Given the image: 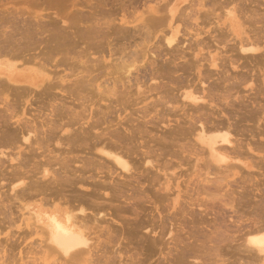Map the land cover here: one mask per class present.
Here are the masks:
<instances>
[{"label": "bare ground", "instance_id": "6f19581e", "mask_svg": "<svg viewBox=\"0 0 264 264\" xmlns=\"http://www.w3.org/2000/svg\"><path fill=\"white\" fill-rule=\"evenodd\" d=\"M25 1H27V0H25ZM30 1V0H29ZM35 1V0H34ZM50 1L52 2V0H48V2L50 3ZM65 2H66V0H64ZM63 0H61V3H63L64 2ZM73 1V0H72ZM76 2L75 3H77L78 5L80 4H82V2H84V3H86V0L84 1V0H80L81 1V3L79 2V0H75ZM79 3H78V2ZM88 1V0H87ZM97 1H99V0H97ZM102 1V0H101ZM106 1V0H105ZM108 1V0H107ZM106 1V2H107ZM120 2L122 1V0H119ZM129 1V0H128ZM135 1H137V0H131L130 2H126V0H125V2L124 3H121V4H123V6H125V8L126 7H128L127 6V3H132V4H134V2ZM138 1H140L141 2V0H138ZM137 1V2H138ZM143 1H145L146 2V0H143ZM164 1V0H163ZM198 1V3L196 2V0L195 1H192V2H194V4L192 3V5H191V2H190V8H191V11L188 13V15H187V13L186 12H184V14L186 13V17H192L193 15H197L196 17L197 18H195L196 20L198 19V18H201L202 16H203V18L201 19L202 21H200V22H203V24H209V25H212V24H215V26L213 27V29L210 31V28L209 29H206V25L204 26V27H202V25L200 26V27H202L201 28V31L202 32H204V36H207V35H209V37L211 36V38H213V42L214 43H216L217 44V46H218V48L217 49H214L216 52L215 53H213V50H210V45H209V42H205L204 40H205V38H203L202 37V39L201 40H197L196 42H198L197 43V45L193 48L192 46H194V45H192L193 43L194 44H196L195 42H191L190 44H188V46H189V48H191L192 50H193V56L194 57H198L199 55H202V52L205 50V49H207V54H208V56H206L207 54H205L204 53V55H202V56H204L203 57V61H205V63H207V67L203 70L202 68L205 66V63H203V64H197L196 65V68H197V73H198V77H199V81L201 82V84L203 85V88H202V90H199V89H197L196 88V90L198 91L197 93H195L196 91H195V89H194V91L193 90H189V91H186V92H183L182 93V96H183V98H185V99H187L188 101H189V104L191 105V110H192V113L191 114H188L187 112H186V110H189L188 108L190 107L189 106V104H187V105H185L184 104V106H182L181 105V108L183 107V112L181 111V113H182V115L184 114L185 115V118H184V120H185V122H183L182 123V125H181V122H182V115H181V120H180V118L178 119V118H175V120H174V122L176 121L178 124V128L175 130L174 128V125L171 123V121H173L172 119H169V114L171 113V114H175L174 115V117L176 116V113L178 114V112H179V110H180V107L179 108H177V107H175V106H172L171 108L170 107H165V105H164V107L162 106L163 105V103H162V105H159V101L161 100V98H155V100H153L152 102H154V104H155V106H156V104L157 105H159V106H161V107H163V110L166 108L167 110H168V113H166V114H168V115H165V113H164V115H162V110H161V117H159V116H157V114L158 113H160V110L158 111V113H156V115H155V117L157 118L156 120H158L157 122H154V123H163L164 125H166V126H168V129H171V131L173 130V131H177V132H179V136H181L180 137V139L182 138V139H184L183 141H181L180 139H179V137H178V140L179 141H181V145H182V147H183V145H184V147H185V144L186 143H188L189 145H191V147L189 148V146H188V144H187V147H185L184 149H186V148H189V149H187V151L188 150H190L191 148H194L195 150L193 151H188V153L189 152H194V153H192V155L194 154L195 155V160H196V162H199L200 160H202L203 159V155L205 154V152H208V156H206L207 158H208V161L207 162H211L212 164L214 163L215 165H216V167L217 168H220L219 170L217 169V168H215L216 170H218L219 171V173H217V175L219 174V176H220V173H221V177H222V173H223V171L225 170V174L223 173V181H224V179H225V181H226V177L225 176H228L229 174H227L228 172H231L232 171V169H229L228 167H230V168H232V167H236V166H238V168L240 167V165H238V163L236 164V165H234L233 163V165L232 164H230V160H236V161H239L240 163H242L243 165H245V167H251L250 165L251 164H249V163H246V162H241L238 158H237V156H240V154H242V152L245 154V152H247V149H246V151H245V149L243 148V139L241 138V140L240 139H238V138H235L234 137V134L235 133H237V131H240L239 129H238V126H240V124L238 125V122H240L241 121V117H243V116H239L238 115V118L240 119H237V120H239L238 122H237V120L233 123H229V121L231 122V120H230V118H228L227 117V114L231 111V110H233V109H231V110H229V112H226L227 110H226V108L228 107V106H231V103H232V107H234V106H236V104H238V105H240V106H244L245 108L246 107H248V106H250V109L249 110H252L253 108H251V105H253L254 107L256 106L257 108H255V109H253L252 111H248V109H246L247 111V113L248 112H250L249 114L251 115V113H258L259 114V116H258V119L259 120H262V119H264V104L263 103H261L260 101H263L264 99L263 98H260L262 95H263V91H264V72L262 71V75H258V73L256 72V75L255 74H251V72H249V71H247V73L246 72H243V70L240 72V70H238V68H239V66L241 67V69H242V67L243 66H245V64L247 63H245L244 61L245 60H243V64H242V66L241 65H238L237 63L240 61V59L241 58H246V60L247 59H251V60H257V59H260V60H263V59H261L260 58V56L264 53V39H263V37L262 36H259V35H257L255 32H256V25H255V27L254 28H250V29H253V34H250V32H248L249 30H247L248 28L245 26L246 24V22L245 21H247V23L249 22V19L248 20H246V19H244V17L246 16V12L244 11L245 9H243V7L240 5V3H244L242 0H223V2H222V0H221V5H219V3H220V0H219V2H218V5H217V3H215L214 4V2L216 1H214V2H210L211 0H209V2H210V7L208 6L209 4H207L206 5V3L208 2V0L206 1V0H204V3H202V2H200L201 0H197ZM241 1V2H240ZM245 1H247V0H245ZM254 2L253 3H255L256 2V4L258 3L259 4V2L261 1L263 4H264V1H262V0H260L259 2H257V1H255V0H253ZM0 2H2V4L4 3V0L3 1H0ZM7 2V1H6ZM8 2H11V1H9L8 0ZM31 2V1H30ZM29 2V3H30ZM37 2V1H36ZM65 2H64V4H65ZM90 2V1H89ZM94 2V1H93ZM104 2V1H103ZM103 2H102V5H100V6H102V7H100L101 9L100 10H102L103 9V7H104V5L105 6H107V4L104 2V5H103ZM110 2V1H109ZM117 3H118V0L116 1ZM115 2V3H116ZM123 2V1H122ZM145 2H142V3H145ZM166 2H167V0H166ZM195 2L199 5L197 8H195L194 9V7H195ZM208 2V3H209ZM252 3V0L250 1L249 0V3ZM56 3V2H55ZM59 3H60V1H59ZM60 3V4H61ZM75 3H74V5H75ZM91 4H92V1L90 2ZM94 3H97V2H94ZM99 3H101L100 1H99ZM213 3V5H217L218 6V8H220V6H221V10L220 11H222L221 13H218V11L216 12L215 11V8L216 9H218L217 7H211V4ZM249 3H248V5H249ZM252 3V5L253 6H255L256 4H253ZM64 4H63V6H64ZM66 4H68V3H66ZM89 4V3H88ZM111 4H114L113 2L111 3ZM121 4H120V6L119 7H121ZM132 4H130L131 5V7H132ZM136 4V3H135ZM140 4V3H139ZM161 4V3H160ZM160 4H156V5H158V6H160ZM167 4V3H166ZM165 4V1H164V3L163 4H161V5H163V6H160V8L158 7V8H156V7H154L155 5H153V6H149V8H147V5H146V9H144L143 11L144 12H141V14H143V13H145V12H153V13H158V10H164V8L163 7H166V13H164L165 15L163 16V15H161L162 17H160V16H156L155 17V21L154 22H152V24H156V27L155 28H157L158 29V27L160 28V26H162V25H165L166 24V26L168 27V28H166V29H168V31H169V33H168V31H166V30H164L163 32L165 33V31L168 33V35H167V33H165L164 34V36L161 38V36L159 35V37L161 38V40H162V42H164V43H162L161 42V40H160V38H157V39H159V40H157L158 42H161L160 44H163V45H161V48H163L164 47V50L165 51H167L166 49L168 48V52H171L170 54L172 55V56H169V58H172L173 57V59H169V60H171V61H176L177 60V57H178V59H179V57L181 56H179V53H181V51L182 50H180L179 51V48H181V47H179V46H177L178 45V43H176L175 44V42H177L178 40V34L180 33V31H183L184 30V32H186V30H185V28L183 29V30H180V29H182V27H184V26H182L181 28H180V25H179V23L176 25V26H174V23H175V17L177 18V16L178 15H176V13H177V11H178V6L177 5H174V1H172V0H170L169 2H168V5L167 6H164V5H166ZM176 4V3H175ZM196 4V5H197ZM261 4V3H260ZM50 5V4H49ZM79 5V6H80ZM85 4H82L81 6H83V7H85L84 6ZM97 5V4H96ZM185 5V4H184ZM186 5H189V4H186ZM212 5V6H213ZM247 4L245 3V7H247L246 8V10H253L254 8L256 9V7H258L259 5H257V6H255L254 8H253V6H250V7H252V8H250L248 5L246 6ZM251 5V4H250ZM15 6V5H14ZM60 6V5H59ZM63 6H61L62 8H63ZM76 6V5H75ZM88 6V5H87ZM91 6V5H90ZM115 6H116V4H115ZM114 6V8L115 9H111V10H115V11H117V9L119 8L118 6V8H116ZM138 6V5H137ZM192 6H193V8H192ZM0 7H1V3H0ZM12 7V6H11ZM50 7H54V5H52V6H50ZM57 7V5L55 6V8ZM61 7L59 8L58 7V10L59 9H61ZM65 7V6H64ZM66 7L68 8L69 7V4L68 5H66ZM95 7V6H94ZM93 7V8H94ZM97 7H99V6H96L95 8H97ZM109 7H110V5H109ZM108 7V8H109ZM209 7V8H211V9H207V8ZM244 7V8H245ZM8 8H10V7H8ZM21 8V7H20ZM20 8H18V10L20 9ZM74 8V7H73ZM73 8H72V10H73ZM80 8V7H79ZM87 8H89V7H87ZM86 7H85V9H87ZM93 8H91L92 10H90L89 11V14H87V15H79L78 17H76L77 18V23H75L76 21H75V19L74 18H72L73 16H72V10L69 12L70 14H69V16L71 15V18L69 17H67V15H66V17L63 15V9H61L62 11H61V13L59 14V15H62L63 16V18H68V20H69V22L68 23H70L69 25V27L68 26H64V30H65V28L66 27H68V29L70 28L71 29V27H75L77 24V30H75V28H74V30L75 31H70V30H68V34H67V32H65V31H63L62 30V28H60V30L58 31V26H61V24H59L58 23V26L57 27H51L50 25H52V24H50L49 22H48V20L49 21H52V22H54V21H56V15L54 16V17H52V14L54 13H51V15H49L50 17H52V18H54V19H51V18H49L48 20H47V18H46V20H47V22H45L44 23V25L47 23V25H48V23H49V26L48 27H46L47 28V31H48V29H50V28H53V30H56V34L55 35H51L52 33L50 32V33H48V34H50V36H52L51 37V41H50V43H48V45L50 44V46H49V51H48V56L46 57V51L47 50H45V48L44 49H41V50H43L42 52H43V54H45V55H43L42 54V52H41V50H40V55H41V57H39V56H36L37 54H32V53H34V52H29L30 50H31V47L33 46V45H31L32 43H31V41L33 40V38H34V36L35 35H37L38 36V34H37V32L38 33H40L39 35H40V37L43 35L41 32H39V30H41V29H43L42 28V26L40 27V29H39V27H38V24H41V19H43V16L42 15H40V14H33V13H31L32 15L30 16V18H32V19H29V17L27 18L25 15V13H28V12H26L25 11V9H24V13L22 12L23 11V9H20L21 10V12H20V10L19 11H15V8H14V10H11V12H10V14L12 15L11 16V20H9L10 21V23H11V25L9 24V22L8 23H6V25L8 26V24H9V26H8V28L10 27V28H12V30L10 31V29L6 32V28H3V26H6L5 25V22L4 23H1L3 26L2 27H0V28H2V29H0L1 31V33L3 34V36H4V38L3 39H0V130L2 131L1 133H0V146H5V145H7V144H9V143H11L12 144V142L14 141L15 142V140H19L21 137H22V139L24 140V142H26V143H28V145L27 146H25L24 148H26L27 149V147L28 146H30L31 148V150H32V152H34L35 153V151H33V150H35V148L33 149V142H35V143H37V145H38V147H40L41 148V145H42V148L44 147V144H45V142H44V139L45 140H47V142L49 141L48 139H52V138H54V137H56L57 136V139L56 140H58L57 141V144L61 147V149L63 150V149H65V148H63V146H67L68 148V152H69V154L71 153H73V152H75V154H76V152L78 151V150H82L83 149V151L86 149V150H88V152H87V154L86 155H83V156H80V153H79V151L77 152V153H79V156L78 155H75L74 156V154L72 155V157H70V156H63L64 154H63V152L64 153H66L67 152V150L65 149V151H62L61 149L57 152L56 151V149H59L58 147L55 149V152H57L56 153V155L60 152V153H62L61 155L60 154H58L57 155V157H55V160L54 161H52L53 160V157L54 156H52V154H51V152L54 150H52L51 151V149L49 150H47L48 151V153H49V151H50V154H51V156L50 155H48V153L46 152V154H45V156H50V157H47V159L46 160H48L47 161V163L45 162L46 160H44V162L41 160V159H39L40 161H42V163L43 164H40V163H38V162H40L39 160H37V156L38 155H35L36 156V160L37 161H35V162H37L38 164L36 165V163L35 162H33L34 161V159H35V156H34V153H32V152H26L24 149H23V152L25 153H32V155L34 156V159H33V157L32 156H30V155H27L26 153V155L29 157L30 156V158H28L26 155H24V153L23 152H21L20 150H16L15 152H13V150H12V153L14 154H6L5 153V151L2 149V150H0V155L1 156H6V157H8V158H6V159H8V161L11 163L10 165H9V162L7 161L6 163H8V165L11 167V173H9L8 172V167L7 168H5V166L3 165V163L5 162V161H2L1 160V158H0V163L2 164H0L1 166H0V168H1V170H2V168L4 167L5 169H6V172H8V174H12V176L10 177V176H6L7 174H3V170L1 171V174H0V178H1V180H4V179H9L10 178V184H8V182H6L8 185H11V187L8 189V190H6V191H11V196H12V201H11V203L12 202H14V201H19V203L18 204H20V206H22V208H24L25 210H27L28 211V216L26 217V218H20V224H17L16 225V220L19 218H17L16 219V216H13V207H15V205L16 204H14V206L11 208V205H7L8 207L10 206V209H12L11 211L12 212H9V211H7L6 209H5V207H3L2 205H0V206H2V207H0V227L2 226V229H4V227H6V228H8V227H13V226H16L17 227V229H18V231H19V233H18V236L17 237H15V239H14V241H13V243H11L10 245L11 246H16V245H21L22 243H26V245L25 246H28L29 244H31L32 246H33V244L34 243H36V241H35V239H34V241H31V243H29L28 242V239H30V237L32 236V235H36L37 237H38V239H37V241L39 242L38 244H39V246L41 247V248H44L45 250H49V251H52V252H54L55 254H57V255H59V256H61L62 257V259L63 260H65V261H69V260H80V261H82L84 264H99V263H102V262H104V260H107V261H105L104 262V264L106 263V264H113V262L115 261L114 259L116 258V254L118 255V254H121V252L118 250L119 248H121V246H119V245H122L123 244V242H122V244H119L118 246H119V248L117 249V248H115V251H116V254L114 255V252H113V255L115 256H113L112 258H111V256L109 255H106L107 253L108 254H112V252L110 251V249L112 248H114L115 247V242H117L116 241V237H119V233H116L115 232V229H114V231L112 230V232H114L117 236H115V235H113V236H115V238L111 235V233H110V236H112V238H114V239H112L110 236H109V230L111 231V229H112V225H111V223H109L110 225H107L108 224V218L107 219H105V214L107 213V211L106 210H108L107 209V207L110 209V206H112V204L114 203V201L116 200L115 198H117V200H119L120 198H122V197H124L127 201H131L132 199L134 200L135 198H136V200L137 199H139L138 198V196L137 197H135L136 195H134L133 194V190L134 189H132V194L130 193L128 196H127V194H128V192H127V190L130 188L131 189V182H130V184L129 183H127L128 182V180L130 179L131 181H132V179H134L133 177H134V172H135V170L141 165V163L140 162H138V159L136 158L135 159V161L137 160V162H136V164H134L133 163V165L131 164V160L132 159H130V154H131V156L133 155V153L135 152V150L137 151L136 153H137V155H139L138 154V150L137 149H139V148H137V149H134V147H139L140 145H137L136 143L134 144V146H133V144L131 143V141L133 142V140L135 139L134 137H137L135 134H133L134 133V130H133V133H132V135H135L134 137H132V138H134L133 140L131 139V138H129L130 137V134H128L129 135V141L125 138L124 139V137H123V139L124 140H127L129 143H130V145H132L133 147V149L132 148H130V149H132L134 152L132 153V151L129 149L128 151H129V154L126 152L127 151V149H128V147H127V149H126V151L125 150H122V148H120V147H123V146H125L124 144L126 143L123 139H121L122 141H124V144H123V142H121V143H118V144H120V145H118V144H116L117 142H115L117 139L119 140L118 142H120V135H121V130H123V128L120 130V132H118V133H120V134H118V133H114L115 135H119V136H114L116 139H114L113 141H112V139L114 138L113 137V135L112 134H110V133H112V132H110L109 133V130H110V126H105L103 129H102V124H103V122H105L106 124H107V122L108 121H103V120H106V118H108V120H110L109 119V117H105L107 114H110V112H109V109H111L112 108V106H111V108H108L109 106H107L108 104L109 105H111L112 103H109L111 100H113L114 98H111L110 99V97H115V99L117 98V101H118V98L120 97H122L123 95H125V92L123 91V90H126V88H125V86H128L129 84H131L130 82H128L129 81V79L130 78H132L131 77V75H130V77H129V79L127 78L128 76H129V74L131 73V69L132 68H137V70H138V64L136 65V63L138 62L139 63V61H136V59L135 58H137V56H138V54H139V51L137 52L136 50H134V51H136L138 54H136V55H134L135 53H134V51H133V54L132 53H130V54H128L129 53V46H126V48H128V53H127V51H126V57H128L129 55H130V57H131V54L135 57H133L134 59H132V60H130L129 61V59H130V57L127 59L126 57L124 58V56H122L123 55V53H122V55L121 56H117V57H113V54H116V52L120 49V46L123 44L122 43V41L120 42V46H116V45H118L117 44V42H116V44H115V46L117 47V51L115 52V53H112L111 54V52H113V51H109V49H108V51L110 52L109 54L112 56V59H115V63H116V60L118 59V58H122L121 60H122V62H124V61H126V60H128L129 62L128 63H120V64H122L121 66H122V69H120V71H122L123 70V68L125 69V72H126V74H125V76L127 75V73H129L128 74V76L127 77H125L124 75L122 76V75H120L121 76V79L123 80V77H125L124 78V80L126 81L127 79H128V81H127V84L128 85H125L126 84V82L125 83H122L121 81L122 80H120V82L119 83H121L124 87V89L123 88H121L122 86L121 85H119V83H115L116 82V80L118 79H120V78H116V80H115V78H111L112 80L114 79V83L115 84H113L112 86H110V82H108V81H106V82H108V84L107 83H105L104 82V80H99V81H103V82H101L100 83V85H99V83H96V82H94V85L93 86H95L96 87V90L98 91V90H100V86L102 87V86H106V84L109 86V88H110V90H109V88H108V86H106V88H105V90H106V93H107V96H109V98L106 96V93H105V91H103L104 90V88L102 89L101 88V90H100V94L101 95H99V96H101L100 98H104V106H105V100H106V98H108V100H109V102H108V104L106 105L107 106V109H105V108H103V110L105 109L106 111H102V109H101V107L99 108V110L97 109V107H94L96 110H98L99 112V115H100V113H101V116H103L102 118H100V117H97L96 118V116H95V118H94V113H95V110H93V104L92 103H90L88 100H90L89 99V97H88V100H87V96L86 95H90L91 94V92L89 93V91L87 92L88 94H86V95H84L85 94V92H83V91H85L86 89H89V88H87V87H89V85H90V87L92 88V84H93V81H95L96 79L95 78H92V73L90 72V65H89V62L90 63H93L94 61L96 62L97 60H98V58L96 57L97 55H96V53H98V51L96 52V50H98V49H95V52L96 53H94V50H93V52H90V51H87V50H90V41L91 40H95L96 39V35L95 34H97L96 32H98V34H99V29L101 30V28H102V26H104V23H105V25L106 24H108V25H111V26H104V27H107L108 29L110 28H112V25H114L115 23H114V21H115V18H116V20H118V18H117V14L116 13H118V14H120L119 12H120V10L118 11V12H116L115 14H113V15H111L112 13H114L113 11H111L110 9H109V12L111 11V13H109V12H107L108 13V15H106V13L104 12V11H99L98 12V9H93ZM105 8V7H104ZM107 8V7H106ZM107 8V9H108ZM111 8V7H110ZM122 8V7H121ZM133 8H134V6H133ZM183 8H185L184 6H182V9H181V7H180V9L181 10H183L184 11V9ZM186 8H187V6H186ZM205 8L207 9V10H205ZM250 8V9H249ZM259 8V7H258ZM76 9H78V8H76ZM73 10V11H79V12H81L82 10H83V8H82V10L80 11V10ZM84 9V10H85ZM107 9H106V11H107ZM130 9V8H129ZM139 9V8H138ZM148 9V10H147ZM189 9V8H188ZM5 10V9H4ZM4 10H2L1 8H0V11H3L4 12ZM84 10H83V12H84ZM104 10V9H103ZM126 10H128V8L126 9ZM186 10V9H185ZM9 11V10H8ZM14 11V12H13ZM44 11V10H43ZM124 11V10H123ZM122 11V12H123ZM142 11V10H141ZM180 11V10H179ZM183 11L181 12H179L178 14L180 15H183V16H185L184 14H182L183 13ZM255 11V10H254ZM259 12L261 11V10H258ZM257 11V9H256V11H255V13L257 12L258 13V16H260L261 14V12L259 13ZM6 13H7V11H5ZM49 12V11H48ZM57 12V11H56ZM60 11H58L57 12V14L59 13ZM87 11H85V13H86ZM130 13V11H127V13ZM133 12H135V10L133 11V10H131V13L133 14ZM1 13V12H0ZM65 13V12H64ZM68 13V12H67ZM128 13V14H129ZM136 13V12H135ZM134 13V14H135ZM250 13H253V11H251V12H249V14ZM257 13H256V15H257ZM263 13V12H262ZM3 14H5V13H3ZM9 14V13H8ZM9 14V15H10ZM29 14V13H28ZM66 14V13H65ZM109 14L111 15V16H113V17H115V18H112V17H110L109 18V20H108V18H106V20L107 21H105L104 19H105V17H109ZM248 13H247V15H248V18H250L252 15H249ZM7 15V14H6ZM9 15H8V17H9ZM43 15H45V13L43 14ZM46 17H48V14L46 13ZM115 15V16H114ZM122 15V14H121ZM126 15V14H125ZM131 15V14H130ZM190 15V16H189ZM200 15H202L201 17H199ZM27 16H29V15H27ZM61 16V17H62ZM123 16H124V14H123ZM129 16V15H128ZM127 16V17H128ZM133 16V15H132ZM153 16H155V15H152V17ZM183 16H178V17H180V18H178L177 19V21H180L179 19H182L181 17H183ZM253 16H255V15H253ZM252 16V19L254 18ZM258 16L256 17V18H254V19H256L257 20V18H258ZM0 17H2V13H1V16ZM6 17V16H5ZM4 16H3V18H1L0 19V21L2 20V19H4L5 18ZM45 17V16H44ZM120 17V16H119ZM145 17H149V15H147V16H145ZM152 17L150 18V20L152 19ZM185 17V22H187L188 21V19ZM241 17H243V19L245 20V21H242V19H241ZM261 17V16H260ZM259 17V19H258V22H261L260 21V18ZM121 18V17H120ZM123 18V17H122ZM124 18H125V16H124ZM124 18L122 19L123 20V26L125 27L126 25L125 24H127V26H128V24H134V23H136V22H138L139 21V18H137V16L136 17H134L133 19H132V21H130V20H124ZM154 18V17H153ZM193 18V17H192ZM191 18V19H192ZM264 18V13L262 14V19ZM9 19H10V17H9ZM36 21V20H38V23L36 22H34L33 23V21L34 20ZM61 18H59V20H60ZM66 19H63L62 21L64 22V23H66L67 22V20ZM71 19V20H70ZM145 19V18H144ZM251 19V18H250ZM253 19V20H254ZM261 19V20H262ZM6 20H8V19H6ZM5 19H4V21H6ZM54 20V21H53ZM104 20V21H103ZM120 20V19H119ZM146 20H149V19H147L146 18ZM146 20H145V22H146ZM149 20V23H151V21ZM175 20V21H174ZM183 20V21H184ZM200 20V19H199ZM256 20H254L255 22H256ZM3 21V20H2ZM43 21V20H42ZM57 21H58V19H57ZM79 21V22H78ZM84 21H86L85 23H88V25H87V27H85V26H83V27H79L78 28V26L79 25H81ZM91 21V22H90ZM183 21H182V23H183ZM192 21V20H191ZM190 21V24L191 23H194L195 24V22L193 21V22H191ZM251 21V20H250ZM263 21V23H264V19L262 20ZM7 22V21H6ZM71 22H72V24H71ZM82 22V23H81ZM90 22V23H89ZM101 22H103L102 23V26H101ZM199 22V23H200ZM228 22V23H227ZM245 22V23H244ZM57 23V22H56ZM55 23V24H56ZM67 23V24H68ZM79 23H81V24H79ZM84 23V24H85ZM117 23H118V21H117ZM117 23H116V25H117ZM149 23H147L148 25H149ZM187 23H189V21L187 22ZM187 23H184V25H188ZM197 23V22H196ZM199 23H197V24H199ZM251 23H253V24H255L253 21H251ZM0 24V25H1ZM54 24V23H53ZM84 24H82V25H84ZM141 25H142V23H140ZM248 24H250V23H248ZM253 24H251L252 25V27L254 26ZM258 24V23H257ZM260 25H258V27L259 26H261V28H259V29H261V31H262V33H264V29L262 30V23H259ZM42 25H43V23H42ZM46 25V26H47ZM57 25V24H56ZM72 25V26H71ZM137 25H138V23H137ZM141 25H139L138 27H139V29H138V27H137V29L139 30V31H141ZM145 25V28H147L148 26H146V24H143V26ZM200 25V24H199ZM6 26V27H7ZM115 26V25H114ZM120 26V24H118L116 27H119ZM122 26V27H123ZM132 26H135V25H132ZM131 26V28H133L134 29V27H132ZM150 26V25H149ZM190 26H193V24H191V25H189V28H191ZM222 26H226V28H228V30H224V28L222 27ZM250 25H248V27H249ZM44 27V29H46L45 28V26H43ZM104 27H103V29H104ZM122 27H119V28H117V30L116 29H114V27H113V29L114 30H116V32L118 33L117 34V36L118 35H120V33H122L123 32V34L124 33H126V30H124V29H122ZM129 28H130V26H128ZM128 27H125V28H128ZM136 27H135V29H136ZM152 27H154V26H152ZM196 27V26H195ZM55 28H57V29H55ZM81 28H82V30L84 29V28H86V29H84L83 31L81 30ZM121 28V32H119L118 30ZM144 28V29H145ZM150 27H148V29H149ZM155 28H151L152 29V34H154L153 33V29H155ZM196 28H198V31L196 32V35L195 36H200L201 35V31H199L200 30V28H199V26H197ZM225 28V29H226ZM263 28H264V26H263ZM3 29H6L5 31L3 30ZM39 29V30H38ZM41 30V31H46V30ZM80 29V30H79ZM102 29V30H103ZM106 29V28H105ZM113 29H111V30H113ZM143 29V30H144ZM193 29H194V26H193ZM206 29V30H205ZM259 29H257V31H259V32H261ZM51 30V29H50ZM66 30V31H67ZM107 30V29H106ZM106 30H104L103 32H106V35L107 36H109V33H110V31L111 30H108V34H107V31ZM196 30V29H195ZM214 30V31H213ZM224 30V31H223ZM3 31V32H2ZM10 31V32H9ZM125 31V32H124ZM138 31V32H139ZM145 31H147V30H145ZM145 31H143V32H145ZM148 31H151L150 29L148 30ZM216 31H218V32H216ZM9 32V33H8ZM55 32V31H54ZM70 32L72 33V36H71V34H70ZM102 32V31H101ZM101 32H100V34L98 35L97 34V38H99L100 40L102 39V37H104L105 38V36H103L102 34H101ZM115 32V31H114ZM113 31H111V35L112 36H114V33ZM130 32V31H129ZM128 32V30H127V34L129 33ZM133 32V31H132ZM143 32H139L138 34H142ZM154 32H155V30H154ZM213 32H216L217 34H215V35H213L212 33ZM259 32H257L258 34H259ZM0 33V34H1ZM43 33H45V32H43ZM134 33V32H133ZM145 33H147V32H145ZM145 33H144V35H145ZM183 33V32H182ZM208 33V34H207ZM251 33H252V30H251ZM1 34V35H2ZM21 34V35H20ZM42 34V35H41ZM47 34V33H46ZM45 34V35H46ZM130 34V36H131V33H129ZM151 34V35H152ZM191 34H192V32H191ZM207 34V35H206ZM95 35V39L93 38H91V37H93ZM100 35H102L101 37H100ZM115 35H116V33H115ZM126 34H124V36H125ZM150 35V32L149 33H147L146 34V36H144V38H147L148 36ZM151 35L149 36V37H151ZM193 35V34H192ZM260 35H261V33H260ZM263 35V34H262ZM2 36V37H3ZM20 36V37H19ZM36 36V40L38 39V37ZM46 36H48L49 37V35H46ZM122 36V35H121ZM120 36V37H121ZM138 36V35H137ZM2 37H0V38H2ZM43 37V39H44V36H42ZM79 38L80 40H82L83 42H84V45H83V47L85 48V50H83L84 51V54H82L83 53V51H82V55L81 54H78V53H80L81 51V48H80V50H78V48L79 47H82V46H77V43H78V41L76 42V40H74V42L73 43H75V45L74 44H72L71 42H69V41H71L72 39H75V38ZM119 37V38H120ZM126 37V36H125ZM128 37V36H127ZM125 38V39H128L129 41H130V39L129 38ZM141 37V36H140ZM148 37V39H152L153 38V36L151 37V38H149ZM187 37H189L188 35H187ZM209 37H207V38H209ZM121 38H123V36L121 37ZM133 38H134V36H133ZM143 38V39H144ZM42 39V38H41ZM41 39H39V40H41ZM49 40V38H46V41H48ZM110 39H111V37H110ZM136 39V38H135ZM188 39H190V38H188ZM188 39H187V41H185L184 40V38H183V41H185L186 43L188 42ZM35 40V38H34V42L36 41ZM97 40V42H99L98 41V39H96ZM96 40L93 42V43H95L96 42ZM102 40H104V39H102ZM106 40V41H105ZM104 40V43L105 42H107V40H109V39H105ZM147 40V39H146ZM144 41V42H147V41H149V40H147V41ZM73 41V40H72ZM112 41V43H113V41L114 40H111ZM125 41V40H124ZM128 41V42H129ZM136 41V40H135ZM155 41V40H154ZM179 41L181 42V44H183L182 43V40H180V36H179ZM70 44L71 43V45H73V46H75V47H72V51H74L75 49L74 48H76V53H77V55H79V57H75L74 55L76 54H74L73 55V53L75 52H73V53H71L76 59H78L76 62H74L75 64H73V62H71V64H70V66L68 65H66L68 68H70L68 71H70V72H68L67 70V72L68 73H72L73 72V74H71V77H72V79L74 80L75 78H76V84L74 83V81H72V79H71V81H70V75L69 74H65L64 76L62 75V76H58V75H56L54 72L55 71H49V64L51 63V60L52 61H54V59L56 60V59H58L59 58V56H55L56 58H52V57H54L53 56V54H59V53H61L64 49H70L71 47V45L70 46H68V44ZM101 43H99V44H101V45H103L102 44V41H100ZM138 41H136V43L135 44H137V46L139 45L138 43H137ZM156 42V41H155ZM157 42V43H158ZM232 42H234V44L231 46L230 45V43H232ZM130 43V42H129ZM156 43V44H157ZM201 43H203V44H201ZM214 43H212V44H214ZM65 44L67 45L66 47H68V48H65ZM83 44V43H82ZM82 44H80V45H82ZM106 44V47H109V45L107 46V43H105ZM109 44V43H108ZM124 44H125V42H124ZM124 44H123V46L122 47H125L124 46ZM153 44H154V42H153ZM154 44V46L157 48V45H158V47L160 48V46H159V44ZM164 44H165V46H164ZM185 44V43H184ZM211 44V45H212ZM45 45V44H44ZM47 42H46V48H48L47 46ZM113 45V44H112ZM112 45H110L112 48L114 47V46H112ZM142 45H143V43H142ZM142 45H140L141 47H142ZM145 45V44H144ZM143 45V46H144ZM215 45V44H214ZM230 45V46H229ZM44 46V47H45ZM136 46V45H135ZM136 46V47H137ZM153 46V45H152ZM163 46V47H162ZM186 46V45H185ZM184 46V47H185ZM213 46V45H212ZM219 46H222V47H225V49H226V47L227 46H229L230 48H232V50H234V51H237V53L239 54V56L238 57H236L237 56V54L234 56H232V58H234L235 57V59H230V61H228L227 60V57L225 56V58H226V61H228L229 62V65H231V67H232V69L233 70H236L237 69V71H238V73L240 72V74H237V75H234V76H232V73L231 74H228V71L230 70H228V68H226V66H228L224 61H223V59H221V62L219 63V57L217 56V55H219V52H217V51H219ZM41 47V46H40ZM104 47V46H103ZM106 47H104L103 48V50L104 49H106ZM116 47H114V48H116ZM149 47V46H148ZM154 47V48H155ZM182 47H183V45H182ZM33 48V47H32ZM41 48H43V47H41ZM94 48H96V46L94 47ZM93 48V46H91V49H94ZM113 48V49H114ZM135 48V47H134ZM138 48V47H137ZM137 48H135V49H137ZM150 48H153V47H150ZM154 48H153V50H154ZM161 48L159 49V50H161ZM166 48V49H165ZM186 48V47H185ZM188 48V47H187ZM36 49H39V46H38V48H36ZM74 49V50H73ZM83 49V48H82ZM102 49V48H101ZM121 49H123V52H124V48H121ZM148 50H142L143 51V53L141 54V55H143L144 56V58L147 56V54L149 53H153V55L154 54H156V53H154L153 51H152V49H151V51L150 52H148L149 51V48H147ZM212 49V48H211ZM34 50H35V47H34ZM107 50V49H106ZM112 50V49H111ZM116 50V49H115ZM127 50V49H126ZM158 50V49H157ZM164 50H162V51H164ZM179 51V53H176V51ZM185 50V49H184ZM190 50V49H189ZM228 50V48L226 49V51ZM44 51H45V53H44ZM70 51V50H69ZM68 51V52H69ZM72 51H70V52H72ZM78 51V52H77ZM80 51V52H79ZM92 51V50H91ZM131 51V52H132ZM141 51V52H142ZM164 51V52H165ZM177 51V52H178ZM224 51V50H223ZM222 51V52H223ZM86 52V53H85ZM104 52H105V50H104ZM120 53L122 52V50L121 51H119ZM119 52H118V54H119ZM155 52H156V49H155ZM160 52V51H159ZM159 52H158V54H159ZM184 52H187V51H183V53ZM29 53H31V54H29ZM35 53H37V51H35ZM38 53H39V50H38ZM70 54V55H71ZM93 54H95L94 56L97 58H94V59H92V57H90V56H92ZM124 54V55H125ZM182 54V53H181ZM190 55L189 56H191V54H192V52H190L189 53ZM88 55H90V56H88ZM102 55V54H101ZM152 55V57H155V56H153ZM160 55H162V53L161 54H159V56ZM167 55V54H166ZM165 55V56H166ZM45 56V57H44ZM87 56H88V58H87ZM106 56V55H105ZM116 56V55H115ZM148 56H150L151 57V55H148ZM159 56L157 57V58H159ZM189 56L187 55V57H188V59H192V57H190L189 58ZM264 56V55H263ZM148 58V59H145V60H150V59H152L151 61H149V63H148V65L149 64H153V66L157 63V60H155V58L153 59L152 57L151 58ZM162 57H164V56H162ZM161 57V58H162ZM183 57H185V56H183V54H182V57L180 58V59H182ZM262 57V56H261ZM52 58V59H51ZM89 58H91L92 60H90ZM102 58V57H101ZM100 57H99V59H101ZM142 59V56L140 57V55H139V58L137 59V60H139V59ZM199 58V57H198ZM221 58V57H220ZM69 59H72V60H74V58L73 57H71V58H69V57H66V58H64L63 60H56L55 62H54V67L55 68H59V70H60V68L61 67H59L60 65H64V64H68V63H70V60ZM75 59V60H76ZM85 59V60H84ZM96 59V60H95ZM107 59H108V55H107ZM111 59V58H110ZM123 59H126V60H124L123 61ZM141 59H140V61H141ZM184 59V58H183ZM182 59V60H183ZM201 59H202V57H201ZM71 60V61H72ZM102 60V59H101ZM100 60V61H101ZM154 60L156 61V62H154ZM162 60H163V58H162ZM168 59H167V61H169ZM199 60H200V58H199ZM250 60V61H251ZM100 61H97V62H100ZM110 61V60H109ZM113 60H111V63H112V65H114L113 64V62H112ZM118 61H120L119 59H118ZM164 61H166V59L164 60ZM163 61V63H165ZM167 61H166V63H167ZM190 60H188V61H184L185 63L183 64V62L182 63H180V60L178 61V62H176L178 65H180V64H183V65H181V66H177V64H173L172 62H170V64H173L172 65V67H174V65H175V67L174 68H170V66L169 65H166V66H169V70H172V71H175L174 69L176 68V66H177V69H181V67L182 66H184V68H185V70H187V69H189V67L190 66H188V68L186 69V64L187 65H191V63L193 62L192 60V62L190 63L189 62ZM196 61H198V60H196ZM127 62V61H126ZM155 64H154V63ZM257 62H259V63H261L262 64V62L261 61H257ZM118 63V62H117ZM116 63V64H117ZM118 63V64H119ZM144 63H146V61H144ZM163 63L161 64V65H163ZM169 63V62H168ZM201 63V62H200ZM97 64H99V63H97ZM108 64V63H107ZM106 64V65H107ZM117 64V65H118ZM120 64H119V66H120ZM193 64V63H192ZM248 64H250V63H248ZM248 64H246V65H248ZM91 65H93V64H91ZM95 65H96V63H95ZM100 65H102V66H100L101 68H104L103 66V63L101 62L100 63ZM157 65V64H156ZM160 65V66H161ZM255 65V64H254ZM263 65V64H262ZM64 67V68H62V69H65V68H67V67ZM143 66H146V65H144L143 64ZM142 66V67H143ZM152 65H149V66H147V67H150V68H152L153 67ZM165 66V67H166ZM249 66H251V65H249ZM109 67H111V66H109ZM113 67H115V66H113ZM142 67H141V69H142ZM155 67H157V66H155ZM154 67V68H155ZM162 67H164V65L162 66ZM192 67V66H191ZM191 67H190V69L189 70H191ZM229 67V66H228ZM247 67V66H246ZM67 68V69H68ZM96 68V67H95ZM101 68H99V69H101ZM108 68V67H107ZM117 68V67H116ZM145 68V67H144ZM153 68V69H154ZM160 68V67H159ZM158 67L156 68L157 70H159L160 71V69H162V68H160L159 69ZM167 68V67H166ZM183 68V67H182ZM183 68V69H184ZM193 68V67H192ZM230 68V67H229ZM248 68H252V66L251 67H248ZM61 69V70H62ZM94 69V68H93ZM139 69H140V67H139ZM140 69V70H141ZM155 69V70H156ZM183 69H181V70H183ZM240 69V68H239ZM257 69H259V70H262V69H260V67L258 66L257 67ZM97 69H95V70H93V71H96ZM117 70H119V68L118 69H116V71ZM134 70H136V69H134ZM137 70H136V73H137ZM149 70V69H148ZM151 71H152V69H150ZM156 70V73L158 72ZM163 70V69H162ZM164 70H165V68H164ZM164 70H163V72L161 73V74H164V73H167V71H169L168 69H166L165 70V72H164ZM179 70H177V71H179ZM185 70H183L184 72H185ZM244 70H248V69H245L244 68ZM253 71H255V68H253L252 69ZM77 71V72H76ZM99 71V70H98ZM139 71V70H138ZM151 71H148V72H151ZM176 71V72H177ZM193 71V70H192ZM236 71V72H237ZM257 71V70H256ZM58 72V71H57ZM63 72V71H62ZM66 72V73H67ZM88 72V74L89 75H87L86 73ZM99 72H106V70H104V71H99ZM98 72V73H99ZM118 72V71H117ZM133 72H135V71H133ZM144 72H146V70L144 71ZM143 72V73H144ZM153 72V71H152ZM151 72V73H152ZM171 72V71H170ZM234 72L235 71H233V74H234ZM259 72V71H258ZM95 73V72H94ZM114 72H112V74H113ZM150 73V74H151ZM155 73V72H154ZM152 74L153 76H154V78L152 77L151 78V76H150V78H151V80H156L155 79V77H157L158 75V73L155 75V74ZM159 73V74H160ZM173 73H175V72H173ZM172 73V74H173ZM179 73V72H178ZM187 73V74H186ZM186 73L184 74V75H189L188 73H190V72H188V71H186ZM250 73V74H249ZM253 73V72H252ZM92 74V75H91ZM103 74V73H102ZM138 74H140L141 75V73L139 72ZM138 74H135L136 75V79L139 77V75ZM149 74V73H148ZM148 74H145V75H147L148 76ZM168 74H170V73H168ZM176 74V73H175ZM183 74V73H182ZM246 74H248V75H246ZM69 75V79L67 78V76ZM85 75H87V77L88 76H90L91 75V77H86ZM94 75H96V76H98V78H100V73L97 75V73L96 74H94ZM138 75V76H137ZM143 75V74H142ZM144 75V76H145ZM213 75H217L218 77L217 78H215V81L214 80H212L211 81V79L213 78ZM258 75V76H257ZM73 76H75L74 78H73ZM160 76V75H159ZM162 76V75H161ZM160 76V77H161ZM171 76V75H170ZM174 76V74L172 75V77ZM179 76H180V74H179ZM191 76V75H190ZM196 76V75H195ZM93 77H95V76H93ZM149 77V76H148ZM148 77H146V79L148 78ZM164 77L165 76H163L162 78L164 79ZM167 77V76H166ZM165 77V78H166ZM177 77V76H176ZM176 77H173V81H175L174 80V78L176 79V81L177 82H175L176 83V86H178V87H180V84H181V86L183 87V85H182V83H179V84H177L178 83V77L176 78ZM135 78V77H134ZM159 78V77H158ZM168 78V77H167ZM180 79H185L186 80V78H182V75H181V77H179ZM193 79H194V77H192ZM89 79H94L92 82H91V80H90V82H89ZM104 79V78H103ZM107 80H108V78H106ZM145 79V80H146ZM109 80H110V78H109ZM111 80V81H112ZM135 80V79H134ZM138 80L139 79H137V82H138ZM160 79H158V81H159ZM170 80H172V79H170ZM195 80V79H194ZM193 80V81H194ZM144 81V77H143V79H141V81H140V83L141 82H143ZM147 81H148V79H147ZM157 81V82H158ZM182 81V80H181ZM214 81V82H213ZM219 82L220 81V83H222L223 85L221 86V85H219L218 83H215V82ZM70 82H71V84H70ZM132 82H133V79H132ZM135 82H136V80H135ZM134 82V83H135ZM184 82H186V81H184ZM74 83V87H73V84ZM132 84V85H130V86H133V85H135V84ZM139 82L137 83V88H138V90H139V94L137 93V89H136V87H135V93H137V95H140L141 93L142 94H147V95H145V97H149L148 95H150V94H148V92L146 91V93H143L145 90H147V88H148V86L146 87V88H142V87H144L143 86V84L141 85ZM145 83V82H144ZM149 83V82H148ZM147 83V84H148ZM162 83H165L164 81L162 82ZM161 82H160V84H162ZM172 84H173V82H171ZM192 83V82H191ZM208 83V84H207ZM104 84V85H103ZM150 85L152 84V83H149ZM158 83H156L155 85H151V86H156ZM116 85V86H115ZM159 85V84H158ZM156 86V87H153V89H155L156 91L157 90H159V89H161V90H163V91H165V89H166V84H164V85H166L165 87H164V85L162 84L161 86H163L164 87V89L160 86ZM188 84H186L185 85V87H188L187 86ZM191 85V84H190ZM199 85V84H198ZM113 86H115V87H118L119 86V88H117L116 90H115V87H113ZM168 86H169V84H168ZM168 86H167V88H168ZM200 86V85H199ZM94 87V88H95ZM129 87V86H128ZM134 87V86H133ZM159 87V88H158ZM171 87V86H170ZM201 87V86H200ZM219 87H224V89H225V91L223 92V93H221V92H219L218 93V91H217V89L219 88ZM89 89L90 91H93V92H95V90H94V88L93 89ZM114 88V89H113ZM141 88L144 90H142L141 91ZM150 89H151V91L153 90L152 89V87H149ZM158 88V89H157ZM199 88V87H198ZM8 89V90H7ZM121 89H123V90H121ZM129 90H131L130 89V87L128 88ZM128 89H127V91H128ZM150 89L148 90L149 91V93H151L152 94V92L155 94V90H153L152 92L150 91ZM220 89V88H219ZM246 90V93L247 92H250L248 95H239L240 94V92L242 91V90ZM5 90H7L8 92H10V93H7V94H5ZM109 90V91H108ZM133 90V89H132ZM160 90V92L159 91H157L158 93H164V92H162ZM166 90H168V89H166ZM169 90H170V88H169ZM171 90H172V87H171ZM170 90V91H171ZM179 90V89H178ZM223 90V89H222ZM221 90V91H222ZM241 90V91H240ZM14 91V92H13ZM119 91V92H118ZM121 91V92H120ZM117 92L119 93V95H117ZM123 92H124V94H123ZM130 93L132 92V91H129ZM168 92L169 91H167L166 93V95H169V97L171 96V94H172V92H170L171 94H168ZM174 92V91H173ZM176 92V91H175ZM178 92V94H179V91H177ZM176 92V93H177ZM4 95H3V94ZM84 93V94H83ZM96 93V92H95ZM103 93H105V96H106V98L104 97V95H103ZM120 93H121V95L122 96H120ZM128 93V92H127ZM128 93L129 94V97L131 96V98H130V102L129 103H126V102H128V100H129V98L128 99H126L125 98V105L126 104H128L127 105V107H130L132 104H134L135 102H137V103H135V104H138L139 102L141 103L142 101H139L138 102V100H143V98H144V95L142 96V94H141V97H143L142 99H140V98H138V96L136 97V98H138V100L136 101V100H134L133 98L134 97H132V96H135L136 94H133V93ZM221 93V94H220ZM242 93V92H241ZM93 94V93H92ZM98 94V93H97ZM160 94H159V96H160ZM174 94V93H173ZM177 94V95H178ZM12 95V96H11ZM163 95V94H162ZM164 95H165V93H164ZM165 95V96H166ZM86 96V97H85ZM92 96V95H91ZM90 96V97H91ZM119 96V97H118ZM125 96H127V94L125 95ZM156 96V95H155ZM179 96V95H178ZM177 96V97H178ZM124 97V96H123ZM122 97V98H123ZM128 97V96H127ZM180 97V96H179ZM84 98H86V100L88 101L87 103H89L90 105H88V104H86L85 102V100H84ZM92 98H93V96H92ZM92 98H91V100L90 101H92ZM99 98V99H100ZM68 99H70L71 100V102H73V105L75 106V102L77 101H81V103L79 102L78 103V105L79 104H81V105H79V107L76 105L75 107H77V108H82V110L81 109H79V110H76V108H73V105L72 106H70V105H68L67 104V101H68ZM82 99H83V101H85V102H83L82 101ZM98 99V98H97ZM114 99V100H115ZM156 99H160L157 103H156ZM163 99V98H162ZM165 100H166V98H164ZM171 100H169V98H167V100H168V102L170 101V103H172L171 101H173V99H176V101H178V98H176V94H175V98H174V96L172 95V98H170ZM230 99L232 100V102H230ZM260 99H262V100H260ZM70 100H69V102H70ZM131 100H132V102H131ZM167 100H166V102H167ZM181 100V99H180ZM116 101V100H115ZM133 101H134V103H133ZM145 101H147V100H145ZM34 102H38L39 103V105H37V107L34 109L33 108V106H30V107H32V109L34 110V112L33 113H35V111L37 112L36 114H35V116H33V117H35V118H33V119H29V118H25V114H26V107H28V105H35V103ZM68 102V103H69ZM98 102V101H97ZM107 102V101H106ZM151 102V101H150ZM150 102H148V103H150ZM152 102L150 103V104H152ZM167 102V103H168ZM173 102H175V100L173 101ZM47 103V104H46ZM98 103H100V101L98 102ZM98 103L96 104V105H98ZM116 103H119L120 104V102L118 101V102H116ZM124 103L122 104V101H121V104L119 105V104H117L118 106H119V110H120V108H123L124 107ZM132 103V104H131ZM176 103V102H175ZM174 103V104H175ZM28 104V105H27ZM72 104V103H71ZM86 104V105H85ZM115 104V103H114ZM130 104V105H129ZM134 104V105H135ZM154 104H153V107H155L154 106ZM160 104H161V101H160ZM164 104H165V102H164ZM25 105H27L26 107H25ZM88 105V106H87ZM100 105V104H99ZM98 105V106H99ZM101 105H102V103H101ZM116 105V104H115ZM122 105V107H120ZM145 105L146 104H144V106L143 107H145ZM237 105V106H238ZM18 106H20L21 107V109L23 110V114L22 115H19V116H16L17 115V107ZM80 106H82V107H80ZM94 106H95V104H94ZM114 106V105H113ZM148 105H146V107H147ZM187 106V108H186V110H185V107ZM207 106H211L212 107V109H214V111L212 110L211 111V109H209V108H207ZM91 109L90 110V112H89V114H90V116H89V118L87 117V115L88 114H86L85 113V115H83L84 114V112H88L89 110V108ZM116 106H114V108H115ZM146 107L145 108H143V111H140V112H144V114H142V115H144L143 117H145V116H147V111L149 110L148 108V110L146 109ZM153 107H152V105H151V108L153 109ZM232 107H230V108H232ZM88 108V109H87ZM114 108H112V109H114ZM136 108V107H135ZM137 108H138V106H137ZM139 108H142L141 106L139 107ZM139 108L138 109H136V111L135 112H137V110L139 111ZM150 108V109H151ZM229 108V107H228ZM227 108V109H228ZM238 107H236L235 109H237ZM21 109H19V112L21 111ZM28 109H29V107H28ZM45 109H47V111H49V113H47V112H45ZM111 109V113L113 112V110ZM116 109H118V108H115L114 110L116 111ZM123 109H125V108H123ZM123 109H121L120 111L119 110H117V111H119L120 113H123L124 112V110ZM130 109V108H129ZM128 109V110H129ZM132 109V108H131ZM133 109H134V107H133ZM132 109V110H133ZM144 109H146L145 111H144ZM152 109H151V111H152ZM159 109V108H158ZM165 109V110H166ZM176 109H178L177 111H176ZM209 109V110H208ZM240 109V108H239ZM241 109H242V107H241ZM240 109V113H241V110ZM129 111L128 113H129V115L126 113V115H128V116H130V114L132 113V114H135L134 113V111ZM142 110V109H141ZM238 110V109H237ZM236 110V111H237ZM245 110V109H244ZM254 110H256V111H254ZM30 111L31 110H28L27 112L28 113H30ZM122 111V112H121ZM150 111V112H151ZM239 111V110H238ZM237 111V112H238ZM254 111V112H253ZM119 112H117V113H119ZM165 112V111H164ZM215 112H216V114H217V112H218V115H217V117H214L215 116ZM233 112V111H232ZM237 112H233V113H237ZM245 112V111H244ZM243 111H242V113H241V115H243V114H246V113H244ZM115 113V112H114ZM113 113V114H114ZM154 113H155V111H154ZM231 113V112H230ZM240 113H238V114H240ZM31 114V116L33 115L32 113H30ZM112 114V115H113ZM137 114V113H136ZM248 114V115H249ZM44 115H45V118H44ZM114 115H117V114H114ZM120 115V114H119ZM139 115V114H138ZM141 115V116H142ZM231 115L232 114H228V116H230L231 117ZM234 115V114H233ZM248 115H246L247 116V118L249 117L250 119L252 118V120L255 118L256 119V121H257V118H256V116L255 117H250V115L248 116ZM254 115V114H253ZM253 115H251V116H253ZM108 116V115H107ZM134 115H131V117H133ZM152 117V119L154 120V115H151ZM222 116H224V117H227L228 118V121L227 122H225V120H226V118H225V120H224V117L222 118ZM234 116H236V115H234ZM233 116V117H234ZM43 119H42V118ZM130 117V118H131ZM158 117H159V119H158ZM172 117H173V115H172ZM184 117V116H183ZM214 117V118H213ZM39 118L40 119H42V121H41V125L40 126H38V120H39ZM65 118H68L67 120L65 119ZM94 118V119H93ZM113 118H115V117H113ZM111 119L112 120V122H114V119ZM116 118H117V116H116ZM125 118H127V116H125ZM129 118V117H128ZM127 118V119H128ZM137 119H138V117H136ZM135 118V119H136ZM140 118H142V117H140ZM148 118V117H147ZM146 118V119H147ZM149 118H150V116H149ZM150 118V120H152ZM246 118V117H245ZM246 118V119H247ZM248 118V119H249ZM94 120V121H91V120ZM124 119V118H123ZM132 119V118H131ZM143 119V121H145V122H148V120L149 119H147V121L146 120H144V118H142ZM188 119V120H187ZM234 119V118H233ZM246 119H244L243 118V120L245 121ZM254 119V120H255ZM126 120V119H125ZM179 120H180V122H179ZM183 120V121H184ZM254 120H253V122H254ZM40 121V120H39ZM120 121V120H119ZM141 122V120H139V122H141V123H144V122ZM249 121H251V120H249ZM121 122V124H123L122 122H124V120L123 121H120ZM119 122V123H120ZM131 122H133V120L131 121ZM138 122V123H139ZM151 122H153V121H150L149 123H150V125L149 126H151L152 124H151ZM175 122V123H176ZM242 122V121H241ZM240 122V123H241ZM109 123H111V122H109ZM127 123V122H126ZM148 123V124H149ZM153 123V124H154ZM188 123V124H187ZM105 124V125H106ZM117 124H118V122H117ZM117 124H115L117 127L119 126V125H121V124H119V125H117ZM124 124H125V122H124ZM124 124H123V126H124ZM128 124V123H127ZM126 124V125H127ZM132 126H134L132 123H130ZM140 124V123H139ZM139 124H137V126L139 125ZM155 124V125H156ZM152 125L150 128H152L153 126H155V128L153 127L151 130H155V129H159V125ZM171 124L173 125L172 127H173V129H172V127L170 128V126H171ZM244 124V123H243ZM262 124V123H261ZM115 125H114V123H113V127H115ZM143 124H140L139 126H140V128H142V127H144V126H142ZM250 125V124H249ZM264 124H262V126H263ZM122 126V125H121ZM135 126H136V124H135ZM139 126H138V128H136V130H138V129H140L139 128ZM142 126V127H141ZM145 126H147V123H146V125ZM176 126V125H175ZM245 126H246V124H245ZM251 126L254 128V125H250L249 126V128L251 129ZM46 127V128H45ZM73 127H75V128H73ZM125 127V126H124ZM162 127V126H161ZM160 127V128H161ZM240 127H242V128H244V129H249L248 128V125L246 126V128L241 124V126ZM239 127V128H240ZM116 128V127H115ZM115 128L114 129H112V131H115ZM126 128V127H125ZM145 129H146V127H144ZM147 128H149L148 126H147ZM150 128H149V131L146 129V131H148L147 133L150 135ZM163 128H165V127H163ZM117 129H120L119 127L117 128ZM129 129V128H128ZM166 129V128H165ZM164 129V130H165ZM263 129H264V126H263ZM142 130V129H141ZM141 130H140V133H141ZM159 130H161V129H159ZM159 130H157V131H159ZM163 130V129H162ZM161 130V133L162 132H164V131H162ZM167 130V129H166ZM252 130V129H251ZM250 130V131H251ZM111 131V130H110ZM117 131H119V130H117ZM125 131V130H124ZM123 131V132H124ZM146 131L145 130H142V132H145L146 133ZM156 131V130H155ZM246 131H249V130H246ZM246 131L244 132V130L242 131V129H241V132L240 133H246ZM249 131V132H250ZM252 131H254V129L252 130ZM123 132H122V134H123ZM138 132H139V130H138ZM138 132L136 131L135 133H137V135H138ZM169 132V131H168ZM235 132V133H234ZM256 132V131H255ZM42 135H45V134H47L46 136V138H44L43 139V137L41 136V134ZM60 133H61V135H60ZM145 133H143V135H139V137L141 136V138H142V136H148V134L146 135ZM165 133H167V132H165ZM174 134H173V136L175 135V132H173ZM251 133V132H250ZM257 133V132H256ZM255 133V134H256ZM20 134L22 135V136H20ZM58 134L60 135V136H58ZM170 134H172L171 132H170ZM243 134V135H244ZM248 134V133H247ZM247 134H246V136H247ZM262 134H264V130H259L258 131V136H262ZM109 135V136H108ZM112 135V136H111ZM128 135H126V136H128ZM131 135V136H132ZM156 135V136H155ZM155 138L157 137V134L155 133ZM161 135V134H160ZM166 135H169V133L168 134H166ZM164 136L163 135V137H166V139L164 138L163 140H162V137H160L159 135V137L160 138H158L157 137V139H156V141L158 142L159 141V139H161V142L164 144V140H165V142H166V140L167 139H169V137L168 136ZM176 135H178V133H176ZM175 135V136H176ZM239 135H242V134H239ZM18 136H20V137H18ZM41 136V139H42V141H40L41 139H39V137ZM144 136V137H145ZM152 135H150V137H151ZM154 136L153 137H151L150 139L151 140H149L150 142L152 141V140H154L155 141V139H153L154 138ZM255 136V135H254ZM253 136V137H254ZM118 137V138H117ZM139 137H137V138H139ZM143 137V140H144V142H145V144H147V140L149 139H147V140H145L146 139V137L144 138ZM149 137V136H148ZM172 137V136H171ZM18 138V139H17ZM121 138H122V135H121ZM136 138V139H137ZM175 137H173V139H174ZM34 139V140H33ZM131 139V140H130ZM135 139V140H136ZM171 139V138H170ZM173 139H172V141L170 140H168V143L167 144H170V142H173ZM137 140H139V139H137ZM136 140V141H137ZM141 140V139H140ZM186 140V141H185ZM194 141V143L192 144V143H190L191 141ZM245 140H246V137H245ZM148 141V145H149V142ZM176 141V138H175V140H174V142ZM184 141L186 142L185 144H184ZM256 141H258V139L256 140ZM18 142H21V140H19ZM42 142L44 143V144H42ZM46 142V144H45V146H50L49 144H50V141H49V143H47ZM52 142V141H51ZM126 143L127 144V146H128V144L129 143ZM139 142L140 141H138V144H139ZM153 142V141H152ZM160 142V143H161ZM173 142V146H175V145H177L178 147H174V148H179V146H180V144L179 143H174ZM246 142V141H245ZM255 142V141H254ZM253 142V143H254ZM156 143V142H155ZM165 143V144H166ZM183 143V144H182ZM251 143H252V141H251ZM251 143L250 142H247L246 143V146L248 147V150L249 151H252V152H255V148L256 147H252V146H254V145H251ZM257 144L258 143H262V141L261 142H256ZM255 143V144H256ZM13 144H15V143H13ZM145 144L143 143V145L141 144V147L143 146H145ZM256 144V145H257ZM118 145V146H117ZM122 145V146H121ZM135 145H137V146H135ZM152 145V144H151ZM150 145V149H151V147L153 146L154 147V145H152L151 146ZM157 145H159L158 143H157ZM162 145V144H161ZM161 145H159V146H161ZM172 145V144H171ZM170 145V146H171ZM255 145V146H256ZM259 145V144H258ZM258 145H257V148L256 149H258ZM262 145H264L263 143H262ZM164 146V147H163ZM172 146V147H173ZM193 146V147H192ZM5 147H7V146H5ZM11 147H13V145L11 146ZM10 147V148H11ZM126 147V146H125ZM125 147H124V149H125ZM161 147H163V148H165L166 147V145H162ZM182 147H180V148H182ZM262 147H264V146H262ZM15 148H17L16 146H15ZM45 148V147H44ZM166 148H169L168 150H170L171 149V147H166ZM179 148V149H180ZM243 148V151H241V149ZM148 149H149V147H148ZM153 149V148H152ZM152 149H151V152H152ZM173 149V148H172ZM261 150H262V148H260ZM259 149V150H260ZM264 149V148H263ZM43 150V149H42ZM93 150L96 152V154L99 156V157H96V154L93 152ZM159 150V149H158ZM174 150V149H173ZM181 150V149H180ZM179 150V151H180ZM28 151H29V147H28ZM44 152L43 153H41V152H39V153H36V154H44L45 153V151H46V149H44L43 150ZM62 151V152H61ZM125 151V152H124ZM131 151V152H130ZM140 151V150H139ZM143 151H145L146 153L144 154V160H143V162H142V165L144 166V171H143V173H146L145 175H143V176H145V178H146V175H148L149 173H151L150 172V168H153V167H156V169H157V171H164V169L163 168H161V166H164V163H166V164H168L167 163V161H164V163L163 162H161V164H159L158 163V165H156V164H154V162L153 161H157V160H154V159H158V157H159V155L158 154H160V152L162 151V150H160L159 151V153L157 154V153H155V148L153 149V154L154 155H156L157 154V156L156 157H154V159H153V157H152V159L150 158L152 155L150 154V152H147V149L146 150H144V148H143ZM148 151H150V150H148ZM156 151H157V148H156ZM178 151V150H177ZM187 151L186 150H183L182 149V151H180L179 152V154L181 155V154H183L184 152H186V154H187ZM245 151V152H244ZM264 151V150H263ZM263 151H262V153H263ZM11 152V151H10ZM54 152V151H53ZM52 152V153H53ZM55 152H54V154H55ZM93 152V153H92ZM158 152V151H157ZM173 152V151H172ZM7 153H9V152H7ZM23 153V154H22ZM83 153V152H82ZM86 152L84 151V154H85ZM88 153H92V154H90V155H88ZM135 153V154H136ZM141 153V152H140ZM142 153H144V152H142ZM141 153V154H142ZM163 153V152H162ZM160 154L161 156V160L162 159H164L163 157H165V156H162L163 154ZM249 153V155H251L250 154V152H248ZM247 153V154H248ZM41 154H40V156H41ZM69 154H67V155H69ZM178 154V155H179ZM191 154V153H190ZM190 154H188V155H190ZM60 155V156H59ZM88 155V156H87ZM92 155V156H91ZM95 155V156H94ZM165 155V154H164ZM243 155V154H242ZM248 155V156H249ZM24 156H26L27 157V159L29 160V159H31V157H32V162L33 163H35V164H33L32 162H30V164L32 163L33 164V166L32 167H34L35 169H33V171L32 172H30V170L31 169H29V168H31L30 167V164L29 165H27L26 167H25V164H27V159H24L23 157ZM61 156H63V157H61ZM74 156V157H73ZM142 156V155H141ZM140 156V157H141ZM168 156V155H167ZM170 156V155H169ZM246 156V155H245ZM253 156V155H252ZM25 157V158H26ZM51 157H52V160H50L51 159ZM148 157V158H147ZM173 157V156H172ZM177 156H175V158H176ZM184 157H187V155H185ZM241 157V156H240ZM242 157H244V156H242ZM261 157V156H260ZM4 158V157H3ZM2 158V159H3ZM133 158H134V156H133ZM139 158V157H138ZM142 158V157H141ZM169 158V157H168ZM167 158V160H170V159H168ZM180 158H183V156H179V159ZM244 158H246V157H244ZM249 159H251V156L250 157H248ZM258 158V157H257ZM160 159V158H159ZM173 159V158H172ZM178 159V158H177ZM176 159V160H177ZM184 159V158H183ZM182 159V160H183ZM186 160L188 159V158H185ZM189 159H191V156H190V158ZM204 159H205V157H204ZM254 159V157H252V160ZM261 159V158H260ZM4 160V159H3ZM161 160H159V161H161ZM192 160V159H191ZM194 160V159H193ZM192 160V161H193ZM255 160H256V158H255ZM259 160V159H258ZM3 163H2V162ZM14 161H17L18 162V164L16 163H14L13 164V162ZM31 161V160H30ZM163 161V160H162ZM178 161V160H177ZM181 161V160H180ZM180 161H178V162H180ZM191 161V162H192ZM261 161H262V159H261ZM158 162V161H157ZM187 162H188V160H187ZM189 162H190V160H189ZM206 162V163H207ZM253 162V161H252ZM257 162H260V160L259 161H257ZM80 163V164H79ZM138 163V164H137ZM140 163V164H139ZM184 163V162H183ZM205 163V164H206ZM211 163H208L209 164V166H207L206 165V169L208 170V168L210 169V168H212L213 167V165L211 164ZM254 163L256 164V161H254ZM262 162H260V164H261ZM163 164V165H162ZM165 164V166H167ZM171 164V163H170ZM174 164V163H173ZM187 164H190V163H187ZM229 164L232 166H229ZM254 164V165H255ZM7 165V166H8ZM24 165V166H23ZM35 165V166H34ZM137 165V166H136ZM141 165V166H142ZM192 165H193V162H192ZM202 165V164H201ZM214 165V166H215ZM223 165L225 166L224 168H222L223 167ZM257 165H258V163H257ZM257 165H255L256 167H257ZM263 163H262V166L260 167V168H263ZM29 166V167H28ZM137 168H136V167ZM140 166V167H141ZM195 166H198V167H200L199 165H196L195 164ZM204 166V165H203ZM260 166V165H259ZM168 167V166H167ZM166 167V168H167ZM170 167V166H169ZM172 167V166H171ZM242 167V166H241ZM240 167V168H241ZM135 168V169H134ZM165 168V167H164ZM196 168L197 167H195V169L194 170H196ZM202 168V167H201ZM224 169V170H222V169ZM229 169L228 171H227V169ZM243 168V167H242ZM242 168L239 170V171H241L242 170ZM4 169V170H5ZM168 169V168H167ZM203 170H206V169H204V168H202ZM212 169H214V168H212ZM215 169L213 170V171H215ZM197 170H199V168L197 169ZM222 170V171H221ZM245 170V168H243V171ZM264 170V169H263ZM262 170V171H263ZM183 171H185V170H183ZM187 171H188V169H187ZM210 171V172H209ZM209 171H204V172H200L199 173V171H198V173L199 174H201L202 173V177H203V179H202V181L203 182H210L212 185H213V187H215L214 186V183H215V185H216V182H217V184H218V182L220 181L219 180V177L216 175L214 178L211 176L212 175V172L213 171H211V170H209ZM218 171H216V172H218ZM226 171H227V173H226ZM255 171V170H254ZM194 172V171H193ZM215 172V173H216ZM242 172V171H241ZM240 172V173H241ZM246 172V171H245ZM258 172V176L259 175H261L262 173H260L259 171H255V172H253V173H257ZM153 173V172H152ZM179 173V172H178ZM185 173V172H184ZM204 173V174H203ZM232 173V172H231ZM244 173V172H243ZM243 173H242V175H243ZM247 173V176L249 175L248 174V172H246ZM246 173H244V174H246ZM250 173L251 174H253L252 173V171H250ZM263 173H264V171H263ZM155 174H158L157 172H154V181L156 180H160V179H158L157 177H159L158 175H155ZM169 173H167V172H165L164 173V176L166 177V178H164L165 179V181L164 182H162V184L161 185H163V187H161V186H159L160 188H157V190H161V189H165V188H168V186H167V184H169V181H170V177H169V175H168ZM181 174H182V171H181ZM179 175V176H182V175ZM189 175H190V173H188ZM227 174V175H226ZM140 175V177H141V175H142V173L141 174H139ZM138 175V176H139ZM150 175H152V174H150ZM178 174H176V176H177ZM185 175V174H184ZM189 175H187V176H189ZM192 175V174H191ZM206 175V177H204ZM231 175V174H230ZM241 174H239V176H242ZM138 176H137V179H140L139 181H142L141 179H143L142 177L140 178H138ZM176 176L174 177V178H176ZM200 176V175H199ZM211 176V177H210ZM213 176H214V172H213ZM244 176V175H243ZM242 176V178L243 179H245V178H247L246 180H250V178H249V176H251V175H249L248 177L247 176H245V178ZM256 176V175H255ZM262 176H263V174H262ZM149 177V176H148ZM163 177V176H162ZM162 177H160V178H162ZM201 177V176H200ZM201 177V178H202ZM208 177H210V178H208ZM220 177V178H221ZM252 178L254 177V175L253 176H251ZM264 177V176H263ZM104 178V179H103ZM132 178V179H131ZM145 178H144V181H145ZM150 178V177H149ZM152 178L153 177H151V181L153 182V180H152ZM157 178V179H156ZM173 178V179H174ZM189 178H190V176H189ZM188 178V179H189ZM199 178V177H198ZM212 178V179H211ZM241 177H239V179H240ZM249 178V179H248ZM251 178V179H252ZM259 178V177H258ZM262 178V177H261ZM27 179H28V181H27ZM101 179H103V180H101ZM125 179H128V180H125ZM136 179V178H135ZM133 180V184H134V181L136 182V180ZM172 179V183H173V181L175 180H173ZM187 179V180H188ZM222 179V178H221ZM243 179H240V181L241 180H243ZM260 179V178H259ZM11 180H17V181H15V182H13V181H11ZM147 180V179H146ZM149 180V181H150ZM186 180V179H185ZM186 180V181H187ZM193 180V179H192ZM199 180V179H198ZM197 179H196V181L195 182H197L198 181ZM262 180V179H261ZM261 180H257L258 181V183L260 184V181ZM127 181V182H126ZM144 181H142L143 183H144ZM150 181V182H151ZM156 181H155V184H156ZM194 181V180H193ZM200 182H201V179L199 180ZM198 181V182H199ZM222 181V180H221ZM221 181H220V185L222 184L223 185V183H221ZM228 181H231V180H228ZM227 181V182H228ZM236 181H237V179H236ZM240 181H239V183H240ZM253 181V180H252ZM256 181V182H257ZM175 182V181H174ZM195 182H194V184L193 185H195ZM203 182H202V184H203ZM233 183L235 182V180L234 181H232ZM241 182H243V181H241ZM244 182H245V180H244ZM243 182V183H244ZM248 182V181H247ZM5 183V185L7 186V184ZM127 183V184H126ZM139 183H141V182H138L137 181V184H139ZM148 183V182H147ZM159 183V182H158ZM161 183V182H160ZM184 183H185V181H184ZM188 183V182H187ZM192 183V182H191ZM191 183H189V184H191ZM209 183V184H210ZM235 183H238V182H235ZM243 183H242V185H243ZM246 183V182H245ZM244 183V184H245ZM249 183V182H248ZM253 183H255V179H254V181H253ZM252 183V184H253ZM258 183H256V184H258ZM128 184L130 185V187L128 188L127 187V190L125 191L124 189H126L125 188V186L124 185H126V186H128ZM136 184V185H137ZM149 185H151V187L153 186V185H155V184H150V183H148ZM147 184V187L149 186ZM199 186L201 185V184H199V183H197ZM210 184V185H211ZM228 184H229V182H228ZM231 184V183H230ZM230 184H229V186H230ZM4 185V184H3ZM4 185V186H5ZM136 185H133L134 187H136ZM171 185V184H170ZM185 185V184H184ZM205 185H206V183H205ZM205 185H203V186H205ZM207 185H208V183H207ZM206 185V186H207ZM209 185V186H210ZM211 185V186H212ZM254 185V184H253ZM253 185H252V187H253ZM3 186V187H4ZM84 188V189H86V190H89V191H84V190H80V188ZM124 186V187H123ZM132 186V187H133ZM139 186V185H138ZM137 186V187H138ZM199 186H196L195 185V187L193 188V189H195L196 188V193H198L199 194V192L200 191H202V190H204L205 192H203L204 194L206 193V191L207 190H205V189H203V188H205V187H200L199 188ZM211 186H210V188H211ZM233 186V185H232ZM240 186H241V183H240ZM244 187H243V189L245 188V185H243ZM255 186H257V185H255ZM137 187H136V189L134 190V191H137V190H140V189H142V190H144V187H139L138 189H137ZM150 187V189H153V188H151ZM171 188L173 187V186H170ZM186 187H190V186H185V189H186ZM208 187V186H207ZM216 187L217 188H219L220 186H217L216 185ZM258 187V186H257ZM170 188V189H171ZM145 189H147V188H145ZM189 189H192V187H190V188H187V190H189ZM193 189H192V192H193ZM197 189H198V191H199V189H200V191L199 192H197ZM202 189V190H201ZM230 189V188H229ZM142 190H140V191H138L137 193H139V196H140V194H141V192H142ZM212 189H210L209 191H208V193H214V191L213 192H210ZM217 190V189H216ZM222 190V189H221ZM254 190V189H253ZM258 190H259V187H258ZM9 191V192H10ZM146 191V190H145ZM144 191V192H145ZM184 191V190H183ZM183 191H181L180 190V194H181V192H183ZM190 191V190H189ZM227 191V190H226ZM233 191V190H232ZM236 191V190H235ZM235 191H234V193H235ZM264 192V188H262L259 192ZM148 192V191H147ZM151 192V191H150ZM154 192V191H153ZM156 193H160L159 191H155ZM202 192H200V193H202ZM217 192V191H216ZM218 192H220V190L218 191ZM251 192V191H250ZM127 193V194H126ZM146 193V192H145ZM165 193V192H164ZM164 193H160V194H164ZM168 193V192H167ZM188 193V191L186 192V194ZM5 194H7V193H5ZM143 194V193H142ZM142 194H141V196L140 197H142ZM154 194V193H153ZM152 194V195H153ZM188 194H190V193H188ZM195 195V193L193 192L192 193V195ZM197 194V195H198ZM210 194V195H211ZM226 194H227V192H226ZM229 194V193H228ZM232 194V193H231ZM125 195H126V197H125ZM138 195V194H137ZM145 195V194H144ZM146 195H148L147 193H146ZM145 195V196H146ZM159 195V194H158ZM165 195V194H164ZM163 195V196H164ZM191 195V196H192ZM193 195V196H194ZM197 195H195V198H194V202H196L197 201V198L198 197H196ZM201 194H199L198 196H200ZM233 195V194H232ZM237 195V194H236ZM235 195V196H236ZM264 195V193L262 194V196ZM6 196V195H5ZM106 196H109L110 197V199H115L114 201H113V203L110 205V203H111V201L112 200H110V202H106V204H108L109 206H107V205H105V202H100V200H102L103 198H105ZM157 196V195H156ZM162 196V197H163ZM205 196H207L208 197V194H206ZM215 196V195H214ZM222 196V195H221ZM225 195H223V197H224ZM238 196V195H237ZM109 197H107L108 198V200H107V198H105L107 201H109ZM120 197V198H119ZM154 197V196H153ZM152 197V198H153ZM165 197V196H164ZM163 197V198H164ZM166 197H168L167 195H166ZM182 197V196H181ZM186 197H189V196H186ZM210 197H212V196H210ZM219 197V196H218ZM226 197V196H225ZM261 197V196H260ZM1 198V197H0ZM6 198H8V197H5V199ZM33 198H37V199H39L40 201L39 202H37V203H35V202H29V199H33ZM119 198V199H118ZM191 198V197H190ZM193 198V197H192ZM222 198V197H221ZM220 198V199H221ZM229 198V197H228ZM13 199H14V201H13ZM146 199V198H145ZM150 199V198H149ZM157 199V198H156ZM167 199H169V198H167ZM185 199V198H184ZM200 199V198H199ZM198 199V200H199ZM211 199V198H210ZM216 199V198H215ZM223 199V198H222ZM225 199V198H224ZM2 200V202H3V199H1ZM104 200V199H103ZM142 200V199H141ZM147 200V199H146ZM158 200H159V197H158ZM160 200H162V198L160 199ZM196 200V201H195ZM205 200H206V198H205ZM226 200V199H225ZM235 200H237V199H235ZM264 199H261V201H263ZM44 201V202H43ZM138 201V200H137ZM163 201V200H162ZM161 201V202H162ZM164 201H166L165 200V198H164ZM170 201H171V199H170ZM181 201V200H180ZM187 201V200H186ZM190 201H192V199L190 200ZM7 202H9V201H7ZM119 202H120V200H119ZM121 202H124V203H127V202H125V201H121ZM135 202V201H134ZM134 202H130L131 204L132 203H134ZM140 202V201H139ZM147 202V201H146ZM156 202V201H155ZM159 202V201H158ZM222 202V201H221ZM238 202V201H237ZM4 203V202H3ZM10 203V204H11ZM45 203H47V204H50L51 206L49 207V208H43V204H45ZM124 203H122V204H124ZM129 203V202H128ZM129 203V204H130ZM151 203V202H150ZM153 203V202H152ZM168 203V202H167ZM179 203H181L182 204V202H179ZM186 203V202H185ZM197 203V202H196ZM196 203H194V204H196ZM203 203V204H202ZM204 203H206V202H204V199H202V200H200V202L197 204L198 206H201V204H202V206L204 205ZM210 203V202H209ZM5 204V203H4ZM18 204H17V206H18ZM137 204V203H136ZM161 204V203H160ZM169 204L171 205V202H169ZM175 204V201H174V203H173V205ZM191 204H193V203H190L189 205L191 206ZM236 204V203H235ZM239 204V203H238ZM263 205H264V203H262ZM117 205H119V204H117ZM126 205V204H125ZM125 205H123L122 207H124ZM133 205H135V204H133ZM163 205V204H162ZM207 205H208V202H207ZM7 206H6V208H7ZM114 206V205H113ZM116 206V205H115ZM114 206V207H115ZM127 206V205H126ZM124 207V208H128V207ZM160 206V205H159ZM164 206V205H163ZM163 206H162V208H163ZM196 206V205H195ZM206 206V204L204 205V207ZM210 206V205H209ZM256 206V205H255ZM262 206V205H261ZM113 207V208H114ZM117 207V206H116ZM115 207V208H116ZM121 207V206H120ZM122 207H121V210H120V208H119V206L117 207V209L118 210H120V212L122 211ZM164 207H166L167 208V206L165 205ZM168 207H169V205H168ZM183 206L181 205V209H185V208H182ZM184 207H186V205L184 206ZM263 207V206H262ZM18 208V207H17ZM114 208V209H115ZM130 208H132V207H130ZM165 208V209H166ZM188 208V207H187ZM186 208V209H187ZM197 208V207H196ZM206 208H208L207 206L204 208V210H206ZM212 208H214V207H212ZM235 208V207H234ZM237 208H239V206H237ZM257 208V207H256ZM258 208H259V206H258ZM117 209H115V211L117 210ZM164 209V210H165ZM181 209H179V210H181ZM185 209V210H186ZM189 209V208H188ZM264 209V208H263ZM9 210V209H8ZM125 211H126V209H124ZM129 210H131V209H129ZM160 210V209H159ZM163 210V211H164ZM182 210V211H183ZM184 210V211H185ZM199 210V209H198ZM197 209L196 210H194L196 213H197V211H198ZM236 210V209H235ZM235 210H234V212H235ZM255 210V209H254ZM260 210H261V208H260ZM111 211H114V210H112L111 209ZM125 211H123V212H125ZM154 211V210H153ZM152 211V212H153ZM169 211V210H168ZM183 211V212H184ZM188 211V210H187ZM191 211V210H190ZM193 211V212H194ZM238 211V210H237ZM258 211V210H257ZM104 212H106L105 214H104ZM117 212H119V211H117ZM116 212V213H117ZM123 212H121V214L123 213ZM137 212V211H136ZM161 212V211H160ZM166 212V211H165ZM199 212H201V211H199ZM227 212V211H226ZM232 212V211H231ZM255 212H256V210H255ZM260 213H262V210L261 211H259ZM113 213V212H112ZM162 213V212H161ZM181 213V212H180ZM187 213V212H186ZM207 213V212H206ZM264 213V212H263ZM108 214V213H107ZM110 214V213H109ZM113 214H115V213H113ZM113 214H111V215H113ZM121 214H119V213H117L116 214V216L117 215H121ZM172 215H173V212L171 213ZM188 214V213H187ZM190 214V213H189ZM194 213H192V215H193ZM101 215V216H100ZM176 215V214H175ZM178 215V214H177ZM183 215V214H182ZM191 215V214H190ZM202 215V214H201ZM229 215V214H228ZM233 215L234 214H232V218H233V220H234V218L236 217V216H234L233 217ZM243 215H244V213H243ZM260 215V214H259ZM258 215V216H259ZM262 215V214H261ZM260 215V218L259 219H255L256 221H254V223L252 224V225H246V224H244V225H246V226H248L247 227V229H245L244 227H242V229L241 228H238L236 231L237 232H239V229H240V231L242 230L243 231V229H244V232H243V234L242 235H240L241 236V238L239 237V239H241L240 240V244L238 245V246H236L237 248H234V250H232L233 251V253H232V251H231V253L232 254H234V255H236L237 254V257H235L234 255H232V256H234L235 258H236V260L238 261V262H236L237 264H264V214L261 216ZM20 216V215H19ZM153 216V215H152ZM166 216V215H165ZM170 216V215H169ZM187 216V215H186ZM231 216V215H230ZM239 216V215H238ZM245 216V215H244ZM113 217V216H112ZM153 217H155V215L153 216ZM163 218H165L164 216H162ZM167 217V216H166ZM182 217H184V215L182 216ZM193 217H194V215H193ZM229 217V216H228ZM243 217V216H242ZM256 217V216H255ZM178 218V217H177ZM244 218V217H243ZM16 219V220H15ZM179 219V218H178ZM240 219V217L237 219V221ZM242 219V218H241ZM152 220V219H151ZM153 220H154V218H153ZM152 220V221H153ZM155 220H156V218H155ZM164 220V219H163ZM174 220V219H173ZM18 221V220H17ZM108 221V222H107ZM176 221V220H175ZM235 221H236V219H235ZM234 221V222H235ZM107 222V223H106ZM156 222V221H155ZM153 223V224H155L154 225V227H153V224H152V227H153V229H155V227H157V225H156V223ZM166 222V221H165ZM241 222V221H240ZM239 222V223H240ZM243 222V221H242ZM250 222V221H249ZM104 223H106V224H104ZM158 223V222H157ZM161 223H163L162 225L163 226H165L164 225V222H161ZM177 223V222H176ZM232 223V222H231ZM237 223V222H236ZM245 223V222H244ZM169 224V223H168ZM241 224V223H240ZM240 224H236V226H239L240 227ZM248 224V223H247ZM250 224V223H249ZM159 225V224H158ZM111 226V227H110ZM242 226V225H241ZM245 226V227H246ZM173 227L174 226H172V229H173ZM233 227V226H232ZM111 228V229H110ZM159 228H162L161 226L159 227ZM179 228V227H178ZM153 229H151V230H153ZM157 229V228H156ZM162 229H165L164 227L162 228ZM161 229V230H162ZM170 229V228H169ZM158 231V235L160 236V234L162 235V236H160V238H161V240H165L166 241V238L164 239V238H162L163 237V233L164 232H166L165 230H162V231ZM174 230V229H173ZM177 230V229H176ZM180 230V229H179ZM117 231V230H116ZM175 231V230H174ZM160 232H163V233H160ZM168 232V231H167ZM166 232V233H167ZM221 232V231H220ZM236 232V233H237ZM0 233H1V229H0ZM156 233V232H155ZM160 233V234H159ZM170 233L172 234V230L170 231ZM177 233V232H176ZM176 233L175 234H173V235H176ZM213 233V232H212ZM240 234L242 233V232H239ZM108 234V235H107ZM151 234V233H150ZM223 234V233H222ZM200 235V234H199ZM203 235H205V233L203 234ZM8 237H6V239H7V241H9V240H11L12 241V238H13V236H9V235H7ZM158 236V237H159ZM166 235H164V237H165ZM218 236V235H217ZM216 236V237H217ZM239 236V235H238ZM157 236H155L154 238L155 239H158V237L156 238ZM171 237H172V242H174L175 241V238H178L177 236H172L171 235ZM198 237V236H197ZM201 237H203V236H201ZM214 238H215V236H213ZM212 237V235L210 236V238H213ZM224 237V236H223ZM222 237V238H223ZM236 237V236H235ZM206 238V237H205ZM207 238H208V236H207ZM220 238V237H219ZM228 238V237H227ZM237 238V237H236ZM154 239V240H155ZM168 240H169V238H167ZM173 239H174V241H173ZM194 239H195V237H194ZM198 239V238H197ZM200 239V238H199ZM224 239V238H223ZM234 239V238H233ZM113 240H115L114 242H112ZM150 240H152V238H151V236H150ZM152 240V241H150V242H152L151 244H152V246H153V243L155 242H158V243H161V240H159V241H157V240ZM166 241L167 243L169 242V241ZM177 240V239H176ZM203 240V239H202ZM210 240H213V239H210ZM217 240V239H216ZM178 241H180V238H179V240ZM184 241V240H183ZM195 241V240H194ZM194 241H193V243H194ZM205 241V240H204ZM209 241V240H208ZM214 241V240H213ZM221 241H223V240H221ZM239 241V240H238ZM28 242V243H27ZM112 242V243H111ZM166 242H165V244H166ZM171 241H170V243H172ZM181 242V241H180ZM185 242V241H184ZM192 242V241H191ZM203 242V241H202ZM201 242V243H202ZM234 242V241H233ZM1 243V242H0ZM7 243H9V242H7ZM33 243V244H32ZM111 243V244H110ZM115 243V244H114ZM154 243V246L156 247V245H158V243L157 244H155ZM175 243L177 244V242L175 241ZM174 243V244H175ZM186 243V242H185ZM192 243V244H193ZM214 243V242H213ZM112 244H114V245H112ZM195 244V243H194ZM8 245V244H7ZM109 245H112L111 246V248L110 249H108L109 248ZM190 245V244H189ZM200 245V244H199ZM199 245H197L196 244V246H199ZM114 246V247H113ZM123 246V245H122ZM151 246V247H152ZM177 246V245H176ZM188 246V245H187ZM185 247V248H187L186 250H183V251H181L182 252V254L180 255L179 254V256H180V258H178L177 256H178V254H176L177 256V261H178V263H173V264H230V263H228V261L226 260V258L225 257H223L222 256V254H221V256L223 257H221L220 256V253H219V250H218V248H217V252L216 251H213V250H215L216 248V246L214 247V249H213V247H210V249H206V250H202V248L204 247V246H199V249H197L196 248V250H199L200 251V249H201V251H200V253L199 254H197V253H193V252H196V250H195V248H194V250L192 251V249H191V251H190V248H192L194 245H192V247H191V245H190V248H188V247ZM209 246V245H208ZM220 246V245H219ZM4 247V246H3ZM117 247V246H116ZM128 247V246H127ZM171 247V246H170ZM182 247V246H181ZM195 247V246H194ZM200 247H202V248H200ZM23 248H25V247H23ZM41 248H40V251H41ZM123 248H124V246H123ZM122 248V249H123ZM152 248H154V247H152ZM157 248V247H156ZM164 248V247H163ZM167 248V247H166ZM176 248V247H175ZM209 248V247H208ZM213 250H212V249ZM29 249H31V247L29 248ZM125 249V248H124ZM129 249V248H128ZM128 249L126 250H124V252H126V251H128ZM171 249H172V247H171ZM108 250V251H107ZM187 250H189V251H187ZM113 251H114V249H113ZM121 251H123V250H121ZM220 251H223V250H220ZM102 252V253H101ZM107 252V253H106ZM109 252H111V253H109ZM123 252V253H124ZM170 252H172V250H170ZM174 252V251H173ZM179 252V251H178ZM203 252V253H202ZM163 253H164V251H163ZM166 253V252H165ZM164 253V254H165ZM168 253H169V251H168ZM168 253L166 254V256L164 257L165 259L167 258V255H168ZM180 253V252H179ZM192 253V254H191ZM124 254H127V253H124ZM123 254V255H124ZM155 254V253H154ZM106 255V256H105ZM224 255V254H223ZM239 255V256H238ZM108 256V257H107ZM124 256H126V255H124ZM123 256V257H124ZM131 256H132V254H131ZM134 256V255H133ZM169 256V255H168ZM172 256V255H171ZM175 256V255H174ZM199 256H202V258L204 259V261L203 262H199ZM106 258V259H104L102 262H100L101 260H100V258ZM110 258L112 259V260H110ZM118 256H117V258H116V261L118 260ZM121 258V257H120ZM149 258V257H148ZM147 258V259H148ZM173 258V257H172ZM225 258V259H224ZM233 258V257H232ZM238 258V259H237ZM124 259H125V257H124ZM128 260H134L133 258L132 259H130V258H127ZM161 259V258H160ZM179 259H180V262H179ZM188 259H191L190 261H188ZM203 259H201V260H203ZM218 259V260H217ZM222 261V263H219V261L220 260ZM228 259V258H227ZM126 260V259H125ZM128 260L127 261H125L124 263L125 264H129L128 263ZM176 260H174V262L176 261ZM235 259H234V264H235V261H236ZM113 261V262H112ZM115 261V262H116ZM122 261H123V259H120V264H122ZM132 261L130 262L131 264H132ZM141 261V260H140ZM139 260H138V262H140ZM160 261V260H159ZM158 261V262H159ZM162 261V260H161ZM169 261V260H168ZM176 261V262H177ZM226 261H227V263H226ZM229 261H230V259H229ZM134 262H135V260H134ZM163 262V261H162ZM231 262V261H230ZM233 262L231 263V264H233ZM160 263V262H159ZM158 263V264H159ZM167 263V262H166ZM45 264H49L48 262H45ZM64 264H65V262H64ZM114 264H118V261L116 262V263H114ZM134 264V263H133ZM137 264V263H136ZM143 264V263H142ZM156 264V263H155Z\"/></svg>", "mask_w": 264, "mask_h": 264}, {"label": "rangeland", "instance_id": "374dc122", "mask_svg": "<svg viewBox=\"0 0 264 264\" xmlns=\"http://www.w3.org/2000/svg\"><path fill=\"white\" fill-rule=\"evenodd\" d=\"M0 1H3V0H0ZM6 1H7V2H6ZM9 1H11V2H8V0H4V3H3V4H2V2H0V3H1V7H0V8H1L2 10L5 9L4 12H3V11H0V12L2 13V17H0V19L3 18V16H4V17L6 16V17L4 18L5 20L8 19V20H6L7 22L4 21V19H2L3 21L1 20V21H0L1 23H4V22H5V25H6V23L9 22V24L11 25V23H10V21H9V20H11V16H12V15L10 14L11 10H14V8H15V11H19L20 9H23V11H22L23 13H24L25 11L29 13V14H28V13H25V14H26L25 16H26L27 18L29 17V19H32V18H30V16L32 15L31 13H33V14H40V15L43 16V19L40 20V21H41V24H38V27H39V26H40V27L42 26V28L44 29L43 26H45V28H46V27L49 26V23L52 24V25H50L51 27H54V26L57 27V26H58V23H59V24H61V26H58V31L60 30V28L63 27L62 30L65 31V32H67V34H68V30H70V31H72V32L75 31V30H77V29H76V28H77L76 26H77L78 24H77L75 27H71V29H70V28L68 29V27L70 26V25H69L70 23H68V22H69L68 18H69V17L71 18V15L69 16V14H70L69 12L72 10L73 7H74L73 10H75L76 8H78V9H76V10H80V11L82 10V8H83V10H84L85 7H86V8L89 7V8H87V9H85L84 12H83V10H82L81 12H79V11L77 12V11H73V10H72V11H71V12H72V16H73L72 18L75 19V18L78 17L79 15H87V14H89V11L92 10L91 8H93L94 6H95V7H96V6H99V7H97V8L94 7L93 9H98V12H99V11H104V12L106 13V15H108L107 12H109V9H110V10H111V9H115V8H114L115 4H116L115 7L118 8V7L120 6L121 3H124V2H125V0H122L123 2H122V1L120 2V1L118 0V3L116 2L117 0H108V1L106 0L107 2H106L105 0H102V1L99 0V1L101 2V3H99V1H97V0H88V1L86 0V3L82 2V4H85V5H84L85 7H83V6H81L82 4H81V5L79 4V5H80V6H79L77 3H75V2H76L75 0H73V1H72V0H66V2L63 0V1L65 2V4H64V2L61 3V0H52V2L50 1V3L48 2V0H35V1H34V0H30L31 2H30L29 0H27V1H25V0H9ZM36 1H37V2H36ZM59 1H60L61 4L59 3ZM81 1H82V0H81ZM81 1L79 0L80 3H81ZM84 1H85V0H84ZM89 1H90V2L92 1V4H91ZM93 1H94V2H97V3H94ZM103 1H104L106 4L108 3L107 6L104 5V2H103ZM109 1H110V2H109ZM130 1H131V0H129V1L126 0V2H130ZM137 1H138V0H137ZM137 1H135L134 4H132V3H127V6H128V7H126V8H125V6H123V4H121V7H122V8L119 7L121 10L118 8V9L120 10V12H119L120 14L116 13V12L119 11L118 9H117V11H115V10H111V11H113V12L115 11V12L112 13L111 15H113V14L116 13V14H117L116 16H117L118 20H116V18L113 17V16H111L110 14H109V17L107 16V17H105V19H104L105 21H107L106 18H108V20H109L110 17L115 18V21H114V23H115L114 25H115V26L112 25V28H111V29H113V27H114V29L117 30V28L123 26V25H122V24H123V20H122V19L124 18V16H125L124 20L126 19V20H130V21H132V19H133L134 17L137 16V18H139V21L136 22V23H134V24H131V23L128 24V26H130V28L127 26V24H125V25H126L125 27H128V28H125L124 26L122 27V29L126 30V33H124V34H126L125 36H126V37L128 36L127 38H129V39L131 38L130 41H129L128 39H125L126 37L124 36L123 32L120 33V35L117 36L118 33L116 32V30H114V29L111 30L110 28L108 29L107 27H104V26H106V25H107L108 27L111 26V25H108V24L105 25V23H104V26H102V23H103V22H101V26H102V28H101V30L99 29V31H100V32L102 31L101 34H102L103 36H105V38L102 37V39H104V40H105V39H109V40H107V42H105V43H107V46L109 45V47H106V44L104 43V40H102V39L100 40L99 38H97V34H98V32H96V33H97V34H95V35H96V39H98L99 42H97V40L94 38V37H95V35H94V36L91 37V38H92V39L94 38V39L96 40V42L93 43L95 40H94V41L91 40L90 43H89V44H90V45H89V46H90V47H89L90 50H87V51H90V52H93V50H94V53H96V52L98 51V53H96L97 56H96L95 54H93L92 56L88 55V56L92 57V59H94V58H96V57L98 58L97 61H100V60L102 59L100 62H97V61H96V62L94 61L93 63H90V62H89V65H90V72L93 74V75L91 74V75H92V78H95V79H96L95 81H93L94 79H92V80L89 79V82H90V80H91V82L93 81L92 88L90 87L91 84L89 85V87H87V88H89V89H90V88L93 89V88L95 87V86H93V85H94V82L99 83V85H100L101 82H103V81H99V80H104V82L107 83V84H108V82H110V83H109L110 86H112V85L115 84V83H116V84L119 83L120 80H122L120 75H122V76L124 75V76H125V74H126L124 68H123L122 71H120V69H122V66H121V65H122L123 63H128L130 60H132V59H134V58L136 57V56L134 57V56L132 55L134 50H136V51H137V50H138V51L140 50V51H139V54L137 53L138 51H137V52L134 51V53H135L134 55L138 54L137 58H135V59H136V61H139V63H138V62L136 63V65H137V64L139 65V66H138V70H139V71H138L137 68H135V67L132 68V69H131V73H130V74L127 73V75L125 76V77H127L128 74H129V76H128L127 78L129 79L130 75H131L132 78H130L129 81H128V79L125 81V80H124L125 77H123V80L121 81L122 83H125V82H126L125 85H128V84H127V81H128V82L131 81V82H130L131 84L128 85V86L130 87L131 90H129V89H128L129 87H128V86H125V85H124V86H125L126 90H123V89H124V88H123L124 86H123L121 83H119V85L122 86L121 88H123V89H121V90H123V91L125 92V95L127 94L128 97L125 96V95H123V96H124V97H123V96L121 95V93H120V96H122L123 98H122V97L120 98V97L118 96V97H119V98H118V101L120 102V104H121V101H122V104H123V103L126 101L125 98H126V99L129 98L128 102H126V103H129V102H130V98H131V96L129 97V94H128V93H130L129 91H132L131 93L136 94L135 96H132V97H134V98H133L134 100L137 101L138 98L142 99V98H143V97H141V94H142V93H141L140 95H137V93L139 94V90H138V88H137V83H138V82L140 83V81H141V79H143V77H144V81L141 82L140 84H141V85L143 84V86L145 85L144 87H142L143 89L146 88L147 86H148V88H147V90L144 89L145 91L141 88V91L143 90V91H144L143 93H146V91H147L148 94H150V95H148V96H149L148 98L145 97V95H147V94H142V96L144 95L143 100H138V102H139V101H142L141 103L139 102L138 104H135V103H137V102L134 103V101H133V103H134L135 105L131 103L132 105H131L130 107H127L128 104L125 105V103H124V107H123V108H125V109L120 108V110L123 109L124 112H123V113H120V112H119V111H120V110H119V106L117 105V104H119V103H116V102H118V101H117V98L115 99V97H110V99H111V98H114L116 101L113 99V100H111V101L109 102L110 99L108 100L109 96H107V93H106V90L109 88V86L106 84V86H108V88L105 90L106 86L104 85V84H105L104 82H103V83H104V84H103L104 86H102V87L100 86V90H101V88H102V89L104 88L103 91H105L106 96L108 97V98H106L105 93H103L104 97L106 98V100H105V106H104V101H103L104 98H103V97L100 98L101 96H99V95H101V94H100L101 92H100V90L97 91V90H96V87L94 88V90H95L96 93L93 92V91H90L89 89H86L85 91H83V92H85V94L83 93L84 95L88 94V93H87L88 91H89V93L91 92L90 95H89V94L86 95V96H87V100H88V97H89V99L91 100V98H92V96H93L92 101H90V100H88V101H89L90 103L93 104V105H92V106H93L92 108H93V110H95L94 118H95V116H96V118H97V117H100V118L103 117V116H101V113H102V112L100 113V115H99V113H98V112L100 111V110H99L100 107H101L102 111H106L105 109H107V106H109L108 108H111V106H112V108H114V106H116L115 108H118V109H116V111L114 110L115 108H114V109L111 108V109L113 110L112 113H111V109H109L110 114H107L108 116L106 115L105 117H109L110 120H108V118H106V120H103V121H108L107 124H106L105 122H103V124H102V129H103L105 126L107 127V126H110V125H111V126H110V130H111V131L109 130V133L112 132V133H110V134H112V135H113L114 133L116 134V133L120 132V130L123 128V130H121V132H120L121 135H122V138H121V135H120V136L118 135V134H120V133H118L117 135H115V134L113 135V137H114V136H115V137H116V136H119V137H120V138H119V139H120V142H118V141H119L118 139L115 141V140H114V139H116L115 137L112 139V141L114 140L115 142H117L116 144L121 143V142H123V144H124V141L127 143V142L129 141V140H128L129 138H131L132 140H133L134 138L136 139L137 137H139V135H140L141 133H142L141 135H143V133H145V132H142V130H145V131H146V129H147V130L149 131V128H150L152 125H155V124H156V123H154V122H157V121H158V120H156V119H157L156 117L159 116V115H160L159 117H161V110L163 111V112H162V115H164V113H165V115H168V114H166V113H168V110H167L168 108H167V107H170V108H171L172 106H175V107H177V108L180 107L179 112L177 111L178 109H176V111L178 112V114L176 113V116H175V117H174L175 114H171V113L169 114V119H172V120L174 119V120H175V118H178V119H179V118L181 117V115H182L181 111H182V112L184 111V110H183V107L181 108V105L184 106V104H185V105L189 104V101H188L187 99L183 98L182 93H183V92H186V91H189V90H193V91H194V89H195V91H196V92H195V91H194V92L197 93L198 91L196 90V88L199 89V90H202V88H203V85H202L201 82L199 81V77H198V73H197L196 65H197V64H203V63H205V61H203V57L205 56L204 53L207 54V49H205V50L202 52V55H204V56H202V55H199V56H198V57L200 58V60H199L198 57H194V56H193V50H192L191 48H189L188 44H190V43L194 40L193 42L196 43V44H194V43L192 42V43H193L192 45H194V46H192V47L194 48V47L197 45V43H198V42H196V41H197V40H201L202 37L205 35L204 32L201 31V28L204 27V26L206 25V26H205L206 29H209V28H210V31H211V30L213 29V27L215 26V24L209 25V24H203V22H200V21H202L201 19L203 18L202 15H200L199 17H201V16H202V17H201V18H198L197 20L195 19V18H197V17H196L197 15H193V16H192L193 18H192L190 15H189V16H190L189 18L186 17V16L188 15V13L191 11V8H190V7H191V6H190V2H191V5H192V3L194 4V2H192V1H195V0H172V1H174V5H177V6H178V11H177L176 15H178V16H183V15H181V14H180V15L178 14L180 11H181V12L183 11V10H181V9H182V6L185 7V8H183L184 11H183L182 14H184V12H186L187 15H186V13H185V14H184L185 16L181 17L182 19H179L180 21H177V19L180 18V17H178V16H177V18L175 17V20H176V21L174 20V21H175L174 26H176V25L179 23L180 28H181L182 26H184V27H182V29H180V30H183L184 28H185V30H186V32H184V30H183V31H180V33L178 34V35L180 36V40H182V43H183V44H181V42L179 41V36L177 37V38H178V39H177L178 41L175 42V44L179 42L177 46L181 47V48H179V51L182 50L181 53H182L183 56H185V57H183L184 59L182 58L183 60L180 59V58L182 57V54L179 53V51L177 50L178 52L176 51V53H179V56H180V55H181V56L179 57V59H178V57H177V60H176V61H171V60H169V59H173V57H172V58H169V56H172V55L170 54L171 52H168V51H169L168 48H167V49L165 48V49L167 50V51H165L163 46H162L163 48H161V45H163V44H160V43L162 42V40H163V39L161 40V38L164 36L165 33H167L166 31H168V29H166V28H168V27H167L166 24H165V25L160 26V28L158 27V29H157V28H155V27H156V24H155V23L152 24V22L155 21V17H156V16H160V17H162L161 15H163V16L165 15L164 13H166V7H163L164 10H161V11L158 10V13L145 12V13L141 14V12H144L143 10L146 9V5H147V8H149V6H153V5H155L154 7H156V8H158V7L160 8V6H163V5H161V4H163L164 1H165V4L167 3V4L164 5V6H167V5H168V2H169L170 0H167V2H166V0H164V1H163V0H146V2L143 1V0H141V2H140V1L137 2ZM189 1H190V2H189ZM206 1H207V0H206ZM214 1H215V0H211L210 2H214ZM217 1L219 2V0H216V1L214 2V4L217 3V5H218V2H217ZM242 1H243L244 3H240V5L243 7V9H245L244 11L246 12V16L244 17V19H246V20L249 19V22H248V23H250V24H248L247 21H245V20L243 19V17H241L242 21H245V22H246V23H245V22H244V23L246 24L245 26L248 28L247 30H249L250 28H254L255 25L257 26V27H256L257 29L261 28V26L258 27V25H260L259 23H262L261 25H262V30H263V29H264V28H263L264 23H263L262 20H263L264 18L262 19V14L264 13V4H263L260 0H255V1H257V2L260 1L259 4H258V3L256 4V2L253 3L254 1L252 0V3H253V4H256L255 6L259 5V6H258L259 8L256 7V9H257V11H258V10H261V11H260L261 13L258 11V12L261 14V15H260L261 17H260V16H258V13H257V12H256V13H257V15H256V13H255L256 9L254 8L255 6H253L251 2L249 3V0H247V1L242 0ZM250 1H251V0H250ZM262 1H264V0H262ZM29 2H30V3H29ZM55 2H56V3H55ZM77 2H78V1H77ZM79 2H78V3H79ZM102 2H103V5H104V7H105V8L103 7L104 10H103V9L100 10V9H101L100 7H102V6H100V5H102ZM112 2H113L114 4H111ZM115 2H116V3H115ZM126 2H125V3H126ZM142 2H145V3H142ZM196 2L198 3L197 0H196ZM196 2H195V7H194V9L197 8V7L199 6V5H198L199 3L197 4ZM200 2L204 3V0H201ZM208 2H209V0H208ZM208 2L206 3V5L209 4L208 6L210 7V2H209V3H208ZM222 2H223V0H222ZM240 2H241V1H240ZM66 3L69 4V7H68V8L66 7V5H68V4H66ZM74 3H75L76 6L74 5ZM88 3H89V4H88ZM135 3H136V4H135ZM139 3H140V4H139ZM160 3H161V4H160ZM175 3H176V4H175ZM223 3H224V2H223ZM245 3H246L247 5H248V3H249V5H248L249 7H250V6H253L254 9L251 10V11H253V13H250V14H249V12H251V11H250V10H249V11L246 10L247 7H245ZM260 3H261V4H260ZM49 4H50V5H49ZM63 4H64L65 7L63 6ZM96 4H97V5H96ZM99 4H100V5H99ZM130 4H132V7H131ZM156 4H160V6H158V5H156ZM184 4H185V5H184ZM186 4H189V5H186ZM196 4H197V5H196ZM204 4H205V3H204ZM250 4H251V5H250ZM14 5H15V6H14ZM52 5H54V7H50V6H52ZM56 5H57V7L55 8ZM59 5H60V6H59ZM87 5H88V6H87ZM90 5H91V6H90ZM109 5H110L111 8L109 7ZM118 5H119V6H118ZM137 5H138V6H137ZM212 5H213V3L211 4V7H213V8H214V7H217V8H218L217 5H213V6H212ZM219 5H221V0H220ZM247 5H246V6H247ZM11 6H12V7H11ZM61 6H63L64 9H63ZM117 6H118V7H117ZM133 6H134V8H133ZM186 6H187V8H186ZM196 6H197V7H196ZM8 7H10V8H8ZM20 7H21V8H20ZM58 7H59V8L61 7V9H63V15H64L65 17H66V15H67V17L69 16L67 19H66V18H63L62 15H59V14L61 13L62 10H61V9L58 10ZM79 7H80V8H79ZM106 7H107V8L109 7V8L107 9ZM180 7H181V9H180ZM209 7H208V8L206 7V8H207V9H211V8H209ZM244 7H245V8H244ZM18 8H20V9L18 10ZM127 8H128V10H126ZM129 8H130V9H129ZM138 8H139V9H138ZM161 8H162V7H161ZM161 8H160V9H161ZM188 8H189V9H188ZM192 8H193V6H192ZM206 8H205V10H207ZM250 8H252V7H250ZM250 8H249V9H250ZM24 9H25V11H24ZM106 9H107V11H106ZM185 9H186V10H185ZM219 9L221 10V6H220V8H218V9L215 8V11H216V12L218 11V13H221L222 11H220ZM8 10H9V11H8ZM43 10H44V11H43ZM123 10H124V11H123ZM131 10H133V11L135 10L136 13L133 12V14H132V13H131ZM141 10H142V11H141ZM147 10H148V9H147ZM179 10H180V11H179ZM211 10H212V9H211ZM254 10H255V11H254ZM5 11H7V13H6ZM48 11H49V12H48ZM56 11H57V12L60 11V12L57 14ZM85 11H87V12L85 13ZM111 11H110L109 13H111ZM122 11H123V12H122ZM127 11H130V13L128 12V13H129V14H128ZM188 11H189V12H188ZM13 12H14V11H13ZM20 12H21V10H20ZM50 12H51V13L54 12V13L52 14V17H54V16L56 15V16H55V17H56V21H54V20H55V19H54L55 17L52 18V17L49 16V15H51ZM64 12H65L66 14H65ZM67 12H68V13H67ZM262 12H263V13H262ZM1 13H0V16H1ZM3 13H5V14H3ZM8 13H9L10 15H9ZM44 13H45V15H43ZM46 13L48 14V17H46V16H47ZM99 13H100V12H99ZM134 13H135V14H134ZM247 13H248L249 15H252V14H253V15H255L256 17L258 16V18H257V20H256V19H254V18H256V17L252 15V16L254 17L253 19L256 20V22L252 19V16L250 17L251 19L248 18ZM6 14H7V15H6ZM61 14H62V13H61ZM121 14H122V15H121ZM123 14H124V16H123ZM125 14H126V15H125ZM130 14H131V15H130ZM160 14H161V15H160ZM8 15H9L10 19H9ZM27 15H29V16H27ZM53 15H54V16H53ZM128 15H129V16H128ZM132 15H133V16H132ZM147 15H149V17H145V16H147ZM152 15H155V16H153L154 18L152 17ZM44 16H45V17H44ZM61 16H62V17H61ZM114 16H115V15H114ZM119 16H120L121 18H120ZM127 16H128V17H127ZM122 17H123V18H122ZM151 17H152V19L150 20ZM185 17L188 19L189 23H187L188 21L185 22V20H184ZM194 17H195V18H194ZM259 17L262 19V20L260 19L261 22H258ZM46 18H47V20H48L49 18L54 19V20H53L54 22L49 21V20H50V19H49V20H48V22H49L48 25H47V23L44 25V23L47 22ZM59 18H61V19L59 20ZM144 18H145V19H144ZM146 18L149 19V20L151 21V23H149V20H146ZM156 18H157V17H156ZM191 18H192V19H191ZM57 19H58V21H57ZM63 19H66L67 22L64 23V22L62 21ZM119 19H120V20H119ZM199 19H200V20H199ZM33 20H34V19H33ZM42 20H43V21H42ZM70 20H71V19H70ZM76 20H77V18L75 19V21H76ZM104 20H103V21H104ZM145 20H146V22H145ZM183 20H184V21H183ZM191 20H192V21H191ZM250 20L253 21L255 24L251 23ZM117 21H118V23H117ZM182 21H183V23H182ZM190 21H191V22H193V21L195 22V21H196L197 23L200 22V23H199L200 25L197 24L196 22H195V24H194V23H191V24H193L194 29H193V26H190L191 28H189V25H191V24H190ZM34 22H35V23H36V22L38 23V20H36V21L34 20L33 23H34ZM56 22H57V23H56ZM78 22H79V21H78ZM85 22H86V21H84L83 23L81 22V23L84 24ZM90 22H91V21H90ZM90 22H89V23H90ZM1 23H0V24H1ZM42 23H43V25H42ZM53 23H54V24H53ZM55 23H56L57 25H56ZM67 23H68V24H67ZM75 23H77V21H76ZM81 23H79V24H81ZM116 23H117V25L120 24V26H119V27H116V26H117ZM137 23H138V25H137ZM140 23H142V25H141ZM147 23H149L150 26H149ZM176 23H177V24H176ZM184 23H187L188 25H184ZM227 23H228V22H227ZM257 23H258V24H257ZM9 24H8V26H9ZM71 24H72V22H71ZM82 24L79 25L78 28H79V27H83V26H85V25H86L85 27H87V25H88V23H85L84 25H82ZM143 24H146V26L150 27L149 29H150L151 31H148V30H149L148 27L145 28V25L143 26ZM251 24H253L254 26L252 27ZM46 25H47V26H46ZM132 25H135V26H132ZM139 25H141V26H140V27H141V31H139V30H140L139 27H138ZM201 25H202V27H200ZM248 25H250V26L248 27ZM2 26H3V25L1 24L0 27H2ZM6 26H7V25H6ZM6 26H3V28H6V29H7V30H6V29H3L4 31L6 30V32H7L9 29H10V31L12 30V28H10L11 26H10L9 28H8V26H7V27H6ZM50 26H49V27H50ZM64 26H68V27H66L65 30H64ZM71 26H72V25H71ZM131 26L134 27V29L131 28ZM136 26L138 27L139 30L137 29ZM152 26H154V27H152ZM195 26H196V27L199 26V28H200L199 31H201V35H200V36H195V35H196V32L198 31V28H196ZM40 27H39V29H40ZM59 27H60V28H59ZM103 27H104V29H103ZM135 27H136V29H135ZM222 27H223V28H224V27L226 28V26H222ZM74 28H75V30H74ZM105 28H106L107 30H106ZM144 28H145V29H144ZM151 28H155V29H153V33H154V34H152V29H151ZM225 28H224L225 31L228 30V28H226V29H225ZM0 29H2V28H0ZM39 29H38V30H39ZM43 29H41V30H43ZM50 29H51V30H50ZM50 29H48V31H47V28L44 29V30H46V31H41V30H39V32H41V33L43 34V35H42V34H41V35L44 36V39H43L42 36L40 37V35H39L40 33L37 32L38 36L35 35L34 38H35V40H36V36H37L38 39L34 42V38H33V40L31 41V43H32L31 45H33V46H32L33 48L31 47V50H30L29 52H31V53L34 52V53H32L33 55H34V54H37L36 56L41 57V55L43 54V52H42L43 50H41V49H44V48H45V50H47V51H46V57L48 56V51H49V46H50V44L48 45V43H50V41H51V37H52V36H50V34H48V33L51 32V33H52L51 35H55V34L57 33L56 30H53V28H50ZM55 29H57V28H55ZM67 29H68V30H67ZM84 29H86V28H84ZM84 29H83V30H84ZM102 29H103V30H102ZM143 29H144V30H143ZM195 29H196V30H195ZM206 29H205V30H206ZM257 29H256V32H255V33H256L257 35L263 37V36H264V33H262L261 29H259L261 32L257 31ZM66 30H67V31H66ZM79 30H80V29H79ZM81 30H82V28H81ZM83 30H82V31H83ZM104 30L107 31V34H108V30H111V31H113V32L115 31V32L113 33L114 36L111 35V31H110V33H109V36H107V35H106V32H103ZM120 30H121V28H120L118 31L121 32ZM127 30H128V32L130 31L129 33H131V36H130L129 33L127 34ZM145 30H147V31H145ZM154 30H155V32H154ZM164 30H166L165 33L163 32ZM224 30H223V31H224ZM251 30H252V33H251ZM0 31H1V30H0ZM10 31H9V32H10ZM49 31H50V32H49ZM54 31H55V32H54ZM132 31H133L134 33H133ZM138 31H139V32H143V31H145V32H147V33L150 32V35L152 34L151 37L153 36V38H152L151 40L148 39V37H149L150 35H149V36L147 35L148 37H147V38H144V36H146L147 33L143 32L142 34H138V33H139ZM213 31H214V30H213ZM263 31H264V30H263ZM2 32H3V31H2ZM9 32H8V33H9ZM43 32H45V33H43ZM100 32H99V34H100ZM124 32H125V31H124ZM182 32H183V33H182ZM191 32H192L193 35L191 34ZM216 32H218V31H216ZM216 32H213L212 34L215 35V34H217ZM248 32H250V34H253L254 31H253V29H250ZM257 32H259V34H258ZM0 33H1V32H0ZM46 33H47V34H46ZM115 33H116V35H115ZM144 33H145V35H144ZM168 33H169V31H168ZM168 33H167V35H168ZM260 33H261V35H260ZM1 34H2V33H1ZM1 34H0V37L3 36V34H2V35H1ZM45 34H46V35H49V37L46 36ZM70 34H71V36H72V33H71V32H70ZM99 34H98V35H99ZM158 34H159L160 36L162 35L161 38L159 37ZM194 34H195V35H194ZM203 34H204V35H203ZM207 34H208V33H207ZM207 34H206V35H207ZM262 34H263V35H262ZM20 35H21V34H20ZM102 35H100V37H101ZM121 35L123 36V38H121V37H122ZM137 35H138V36H137ZM187 35H188L189 37H187ZM120 36H121V37H120ZM133 36H134V38H133ZM140 36H141V37H140ZM211 36H212V35H211ZM211 36L209 37V35H207V36H204L203 38L206 37L205 40H204L205 42H209V41H210V42H209V45L211 46V47H210V50H213V53H215L216 51H215L214 49H217L218 46H217L216 43H214V42L212 41L213 38H211ZM19 37H20V36H19ZM110 37H111V39H110ZM119 37H120V38H119ZM151 37H149V38H151ZM207 37H209V38H207ZM3 38H4V36H3L2 38H0V39H3ZM41 38H42V39H41ZM46 38H49V40L47 39L48 41H46ZM135 38H136V39H135ZM143 38H144V39H143ZM157 38H160L161 42H158L157 40H159V39H157ZM183 38H184L185 41H187L188 38H190V39H188V42L186 43L185 41H183ZM39 39H41V40H39ZM146 39L149 40V41H147ZM156 39H157V40H156ZM211 39H212V40H211ZM263 39H264V37H263ZM72 40H73V41H72ZM72 40L69 41V42H71L72 44L75 45V43L78 41L77 46H82V47H79V48H78V50H80V48H81V50H80L81 52L79 51L80 53H78V54H81L82 51L85 50V48L83 47L84 42H83L82 40H80L78 37L75 38V39H72ZM74 40H76L75 43H73ZM111 40H114L113 43H112ZM124 40H125V41H124ZM135 40L138 41V42H137V43L139 44L138 46H137V44H135V43H136ZM143 40H144V41L146 40L147 42H144ZM154 40H155L156 42H155ZM100 41H102V44H103V45L99 44V43H101ZM105 41H106V40H105ZM121 41H122L123 44H124V42H125L124 46H125V45H126V46H129V47H128V48L130 49V50H129V53H128V48H126V46H125V47H122L123 44H122V43H121L122 45L120 44ZM128 41H129L130 43H129ZM46 42H47V45H48L47 47H48V48H46V46H45V45H46ZM69 42H68V43H69ZM116 42H117V44H118V45H116V46H120V45H121V46H120V49H119L118 51H117V47L115 46ZM134 42H135V43H134ZM153 42H154V44H156V43L158 42L157 44H159L161 50H159L160 48L158 47L157 44H156V45H157V48H156V47L154 46ZM66 43H67V42H66ZM68 43H67V44H68ZM71 43L68 44V46H70ZM82 43H83V44H82ZM108 43H109V44H108ZM142 43H143V45H144V44H145V45L143 46ZM162 43H164V42H162ZM184 43H185V44H184ZM212 43H214L215 45L212 44ZM44 44H45V45H44ZM80 44H82V45H80ZM112 44H113V45H112ZM201 44H203V43H201ZM211 44H212L213 46H212ZM233 44H234V42L230 43L231 46H232ZM110 45H112V46H114V47H116V48L113 47V48H114V49H113ZM135 45H136L138 48H137ZM140 45H142V47H141ZM152 45H153V46H152ZM182 45H183V47H182ZM185 45H186V46H185ZM230 45H229V46H230ZM38 46H39V49H36V48H38ZM40 46L43 47V48H41ZM44 46H45V47H44ZM66 46H67V45L65 44V48H68V47H66ZM91 46H93V48L96 46V48L91 49ZM103 46L106 47V49H107V50L104 49L105 52H104V50H103V48H104ZM148 46H149V47H148ZM164 46H165V44H164ZM184 46H185L186 48H185ZM229 46L226 47V49L228 48L227 51H226L225 47H222V46H219V51H217V52H219V55H217V56L219 57V63L221 62V59L224 58L223 61L225 60L224 62L230 67V68H229L228 66H226V68H228V70L230 69V70L228 71V74H231V73H232V76H234V75L240 74V72L243 70V72H246V73H247V71H249V72H251V74H255V75H256V72H257L258 75H259V74L262 75V71L264 72V56H263L264 53L261 55L262 57L260 56V58L263 59V60H260V59H257V60L247 59V60H246V58H245V59H244V58H241L240 61L237 63L238 65H241V66H242V64H243V60H245V61H244L245 63L247 62L246 64H248V63H250V64H248V65L245 64V66H243L242 69H241V67L239 66L240 69L238 68V70H240V72L238 73L237 69H236V70H233V69H232V67H231V65H229V62H228V61H230V59H235V57L232 58L233 55L235 56V55L237 54L236 57H238L239 54L237 53V51L232 50V48H230ZM34 47H35V50H34ZM70 47H71L70 49H64V50H63L61 53H59L58 55H57V54H53V56H54V55H55V56H59V55H60L59 58L56 59V60H63V59L66 58V57H69V58L73 57L74 60L69 59V60H70V63H68V64H64V65H60V66H59V67H61L60 70H59L58 67L55 68V67L53 66V65H54V62H55L56 60H55V59H54V61L51 60V63L53 62V63H52L53 65H52L51 63L49 64V71H52V70L55 71L54 73H55L56 75H58V76H62V75L64 76L65 74H66V75L69 74L70 77H71V74H73V72H72L71 74L68 73V72H70V71H68L70 68H68L67 66H68V65L70 66L71 62H73V61L76 62L78 59H76L75 57H76V56L79 57V55H77V53H76V48H74L75 50L73 49L75 52L71 50L72 47H75V46L71 45ZM134 47L137 48V49H135ZM150 47H153V48L155 47V48H154V50H153V48H150ZM165 47H166V46H165ZM187 47H188V48H187ZM82 48H83V49H82ZM101 48H102V49H101ZM121 48H124V49H125L124 52H123V49H121ZM147 48H149V51H148V52H150L151 49H152V51H153L154 53H156V54L153 55V53H150V54L148 53L147 56L144 58V56L141 55V54L143 53L142 50H144V49H145V50H148ZM211 48H212V49H211ZM95 49H98V50H96V52H95ZM108 49H109L110 52L113 51V52H111V54H112V53H115V52L117 51L116 54H113V57H114V58L117 57V56H118V57L121 56L122 53H123L122 56H124V58H125V57L127 56V55L125 54L126 51H127L128 54H130V53H132V54H131V57H130V55H129L128 57H126L127 59L130 57L129 61L126 60V59H123V61L126 60L127 62H126V61L122 62L121 59H122L123 57H122V58H121V57L118 58L120 61H118V59H117V60H116V63H117V62H118V63H119V62L122 63V64L119 63V64H120V66H119L118 63H117L118 65H117V64L114 62L115 59H112V56L109 54L110 52L108 51ZM111 49H112V50H111ZM115 49H116V50H115ZM126 49H127V50H126ZM131 49H132L133 51H132ZM155 49H156V52H155ZM157 49H158V50H157ZM184 49H185V50H184ZM189 49H190V50H189ZM38 50H39V53H38ZM40 50H41V52H42L41 55H40ZM69 50L72 51V52H70ZM91 50H92V51H91ZM121 50H122V52L120 53L119 51H121ZM145 50H144V51H145ZM162 50H164L165 52L162 51ZM223 50H224V51H223ZM35 51H37V53H35ZM68 51H69V52H68ZM85 51H86V50H85ZM114 51H115V52H114ZM131 51H132V52H131ZM141 51H142V52H141ZM159 51H160V52H159ZM183 51H187V52H184V53H183ZM222 51H223V52H222ZM73 52H74V53H73ZM77 52H78V51H77ZM118 52H119V54H118ZM158 52H159V54L162 53V55L159 56ZM190 52H192L191 56H189V55H190V54H189ZM31 53H29V54H31ZM44 53H45V51H44ZM71 53H73V55L76 53V54L74 55L75 57H74ZM85 53H86V52H85ZM140 53H141V54H140ZM70 54H71V55H70ZM82 54H84V51H83ZM82 54H81V55H82ZM101 54H102V55H101ZM124 54H125V55H124ZM166 54H167V55H166ZM43 55H45V54H43ZM94 55H95L96 57H95ZM105 55H106V56H105ZM107 55H108V59H107ZM115 55H116V56H115ZM139 55H140V57L142 56V59L140 58L141 61H140V59L137 60V59L139 58ZM148 55H151V57H152V55L155 56V57H156V56H157V57L159 56V58H157V57H156V58H155V57H152L153 59L155 58V60H157V63H156L157 65L154 63V62H156L155 60H154V62H153V63L155 64L154 66H153V64H149V65H152V66H153L152 68L147 67V66H149V65H148L149 61L152 60V59H150L149 61H148V60H145V59H148V58L150 57V56H148ZM165 55H166V56H165ZM187 55L189 56V58L192 57V59H188ZM55 56L52 57V58H56ZM88 56H87V58H88ZM132 56H133L134 58H133ZM162 56H164V57H162ZM206 56H208V54H207ZM225 56L227 57V60H228V61H226ZM44 57H45V56H44ZM99 57H100V58L102 57V58L99 59ZM151 57H150V58H151ZM161 57L163 58V60H162ZM201 57H202V59H201ZM220 57H221V58H220ZM222 57H223V58H222ZM52 58H51V59H52ZM97 58H96V59H97ZM110 58H111V59H110ZM131 58H132V59H131ZM75 59H76V60H75ZM89 59L92 60L91 58H89ZM96 59H95V60H96ZM165 59H166V61H167V59H168L169 61H167V63H166V61H164ZM71 60H72V61H71ZM84 60H85V59H84ZM109 60H110V61H109ZM111 60H113L112 62H113L114 65H112ZM179 60H180V63L183 62V64H184L186 61H188V60H190V61L192 60L193 62H192V61H191V62H192L193 64L189 61V62L191 63V65H187V64H186L185 67H186V69L188 68V66H190V67L192 66L193 68L191 67V70H189V69H190V67H189V69L185 70L184 66H182L184 69H183L182 67H181V69L185 70V72H184L183 70H181V69H180V70L177 69V66L179 67V66L183 65V64L178 65V64L176 63V62H178ZM196 60H198V61H196ZM250 60H251V61H250ZM144 61H146V63H144ZM163 61H164L165 63H163ZM184 61H185V62H184ZM257 61H261V62L263 61V62H262L263 65H262L261 63L257 62ZM74 62H73V64H75ZM101 62L103 63V65H104L103 67H104V68H101V67H100V66H102V65H100ZM168 62H169V63H168ZM170 62H172L173 64H177L176 68L174 69L175 71H172L173 69H172V70H169L170 68H174V67H175V65H174V67H172L173 64H170ZM200 62H201V63H200ZM95 63H96V65H95ZM97 63H99V64H97ZM107 63H108V64H107ZM162 63H163V65H164V67H162V66H163V65H161ZM178 63H179V62H178ZM91 64H93V65H91ZM106 64H107V65H106ZM143 64L146 65V66H143ZM165 64H166V65H169V66L171 65L170 68H169V66H166ZM254 64H255V65H254ZM66 65H67V66H66ZM71 65H72V64H71ZM160 65H161V66H160ZM249 65L252 66L251 69L248 68V67H251V66H249ZM65 66H66L68 69H67V68L62 69V68H64ZM109 66H111V67H109ZM113 66H115V67H113ZM142 66H143V67H142ZM155 66H157L158 68L160 67V68H162L163 70H164V68H165V70L168 69L169 71H167V73L161 74V73L163 72V70L159 68V69H160V71H159V70L156 69L157 67H155ZM165 66H166L167 68H166ZM246 66H247V67H246ZM258 66H259L260 69H262V70L257 69ZM70 67H71V66H70ZM95 67H96V68H95ZM107 67H108V68H107ZM116 67H117V68H116ZM139 67H140V69H141V67H142V69L140 70ZM144 67H145V68H144ZM154 67H155V68H154ZM206 67H207V63H205V66H204L202 69L204 70ZM93 68H94V69H93ZM99 68H101V69H99ZM118 68H119V70H117V71H118V72H117L116 69H118ZM153 68H154V69H153ZM244 68H245V69H248V70H244ZM253 68H255V71L252 70ZM61 69H62V70H61ZM95 69H97V70H96V71H93V70H95ZM134 69L137 70V73H136V70H134ZM148 69H149V70H148ZM150 69H152L153 72H152ZM155 69H156L159 73H160V72H161V73L159 74V73L157 72V73H158V74H157ZM66 70H67L68 72H67ZM70 70H71V69H70ZM98 70H99V71H101V70H102V71L106 70V72H105V73H104V72H99ZM145 70H146V72H144ZM165 70H164V72H165ZM177 70H179V71H177ZM192 70H193V71H192ZM256 70H257V71H256ZM57 71H58V72H57ZM62 71H63V72H62ZM71 71H72V70H71ZM133 71H135V72H133ZM148 71H151L152 73H151V72H148ZM170 71H171V72H170ZM176 71H177V72H176ZM186 71L190 72V73H188V74H189L188 76H187V75H184V74L186 73ZM233 71H235L234 74H233ZM236 71H237V72H236ZM258 71H259V72H258ZM66 72H67V73H66ZM76 72H77V71H76ZM94 72H95V73H94ZM98 72H99L100 75H101L100 78H98V76H99V75H98V74H99ZM112 72H114V73L112 74ZM139 72L141 73V75L138 74ZM143 72H144V73H143ZM154 72H155L158 76L155 77L156 80H151L152 77L154 78V76L152 75ZM173 72H175L176 74L173 73ZM178 72H179V73H178ZM230 72H231V73H230ZM252 72H253V73H252ZM85 73H86V72H85ZM96 73H97L98 76L94 75V74H96ZM102 73H103V74H102ZM148 73H149V74H148ZM150 73H151V74H150ZM155 73H154V74H155ZM168 73H170V74H168ZM172 73L174 74L173 77H176V76L178 77V83H177V84L182 83L183 87L181 86V84H180V87H178L179 85L176 86V83H175V82H177V81H176L175 78H174L175 81H173V77H172L173 74H172ZM182 73H183V74H182ZM86 74L89 75L88 72H87ZM135 74H138V75H139V77L137 78V79H139L138 82H137V79H136V75H135ZM142 74H143V75H142ZM145 74H148L149 77H148L147 75H145ZM156 74H155V75H156ZM179 74H180V76H179ZM186 74H187V73H186ZM249 74H250V73H249ZM69 75L67 76V78L69 77ZM87 75H85V76L87 77ZM91 75L88 76V77H91ZM138 75H137V76H138ZM144 75H145V76H144ZM159 75H160V76L162 75V76L160 77ZM170 75H171V76H170ZM181 75H182V78H186V77H187L186 80H185V79H180L179 77H181ZM190 75H191V76H190ZM195 75H196V76H195ZM240 75H241V74H240ZM246 75H248V74H246ZM258 75H257V76H258ZM93 76H95V77H93ZM150 76H151V78H150ZM163 76H165V77L167 76L168 78H167V77H166V78L164 77V79H163V78H162ZM70 77H69V78H70ZM74 77H75V76H73V78H74ZM88 77H87V78H88ZM112 77L115 78V80H116V78H120V79H119V80L117 79L116 82L114 83V79H113V80L111 79ZM134 77H135V78H134ZM146 77H148V78H147L148 81H147ZM158 77H159V78H158ZM177 77H176V78H177ZM192 77H194L195 80H194ZM217 77H218L217 75H213V78L211 79V81H212V80L215 81V78H217ZM69 78H68V79H69ZM103 78H104V79H103ZM106 78H108V80H107ZM109 78H110V80H109ZM71 79H72V77L70 78V81H71ZM132 79H133V82H132ZM134 79L136 80V82H135ZM145 79H146V80H145ZM158 79H160V80L158 81ZM170 79H172V80H170ZM111 80H112V81H111ZM181 80H182V81H181ZM193 80H194V81H193ZM72 81H74V83H75V82H76V78H75L74 80L72 79ZM72 81H71V82H72ZM106 81H108V82H106ZM118 81H119V82H118ZM157 81H158V82H157ZM163 81H164L165 83H162ZM184 81H186V82H184ZM214 81H213V82H214ZM71 82H70V84H71ZM91 82H90V83H91ZM134 82H135L136 84H135ZM144 82H145V83H144ZM148 82H149V83H152L153 85H155L156 83H158L159 85H158V84H157V85H158L159 87H160L162 84H163V85L166 84L167 86H168V84H169L168 88H167L166 85H164V87L166 86V89H168V90L165 89V91H163V90L159 89V90H157V91L160 92V90H161L162 92L165 93V95L167 94V93H166L167 91H169L168 94H171L170 92H172L171 96L169 97V95H166V96H165L164 93H161V94L158 93V92L155 90L156 88L153 89V87H156L157 85H156V86H151L152 84L150 85ZM160 82H161L162 84H160ZM171 82H173V84H172ZM191 82H192V83H191ZM74 83L72 84L73 87L75 86ZM133 83L135 84V85H133L134 87H133V86H130V85H132ZM147 83H148V84H147ZM215 83H218V84L221 85V86L223 85L222 83H220V81H219V82L217 81V82H215ZM75 84H76V83H75ZM186 84H188V85H187L188 87H185ZM190 84H191V85H190ZM198 84H199L201 87H200ZM207 84H208V83H207ZM146 85H147V86H146ZM115 86H116V85H115ZM115 86H113V87H115ZM170 86L172 87V90H171V87H170ZM135 87H136V89H137V93H135V91H136V90H135ZM149 87H152V89L155 90V94L152 92L153 90L151 91V89H150ZM159 87H158V88H159ZM161 87L164 89L163 86H161ZM198 87H199V88H198ZM110 88H111V87H110ZM110 88H109V90H110ZM117 88H119V86H118V87H115V90H116ZM158 88H157V89H158ZM169 88H170L171 91L169 90ZM219 88H220V89H219ZM219 88L217 89L218 93H219V92L223 93V92L225 91L224 87H219ZM111 89H112V88H111ZM113 89H114V88H113ZM119 89H120V88H119ZM127 89H128V91H127ZM132 89H133V90H132ZM149 89H150V91L152 92V94L149 93V91H148ZM178 89H179V90H178ZM222 89H223V90H222ZM7 90H8V89H7ZM7 90H5V94L10 93V92H8ZM109 90H108V91H109ZM117 90H118V89H117ZM221 90H222V91H221ZM241 90H242V89H241ZM241 90H240V91H241ZM86 91H87V92H86ZM173 91H174V92H173ZM175 91H176V92L179 91V94H178V92L176 93ZM13 92H14V91H13ZM118 92H119V91H118ZM118 92H117V95H119ZM120 92H121V91H120ZM124 92H123V94H124ZM127 92H128V93H127ZM241 92H242V93H241ZM241 92H240L239 95H248V94L250 93V92H247V93H246V90H245V91L242 90ZM263 92H264V91H263ZM92 93H93V94H92ZM97 93H98V94H97ZM131 93H130V94H131ZM173 93H174V94H173ZM221 93H220V94H221ZM2 94H3V93H2ZM159 94H160V96H159ZM162 94H163V95H162ZM175 94H176V98H178V101H176V99H173V101L175 100L176 103L173 102V101H171L172 103H170V101L168 102L167 98H169V100H171L170 98H172V95H173L174 98H175ZM177 94H178L180 97H179ZM223 94H224V93H223ZM3 95H4V94H3ZM91 95H92V96H91ZM131 95H132V94H131ZM155 95H156V96H155ZM11 96H12V95H11ZM86 96H85V97H86ZM90 96H91V97H90ZM137 96H138V98H136ZM177 96H178V97H177ZM156 97H157V98H161V97L163 98V99L161 98V100L159 99V100L161 101V104H160V101H159L158 99H156V103H157L158 101H159V105H162V103H163L162 106L164 107V105H165V107L167 108V109L165 108L166 110H165V109L163 110V107L157 105L158 103H157L156 106H155L154 102H152V101L155 100ZM97 98H98V99H97ZM99 98H100V99H99ZM164 98H166V100H167L168 103L166 102V100H165ZM260 98H263V99H264V93H263V95H262ZM131 99H132V98H131ZM180 99H181V100H180ZM69 100H70V99H68L67 104L70 105V106H72V105H73V102H71V100H70V102H69ZM84 100H85L86 102L83 101V99H82L83 102H85L86 104L90 105L89 103H87L88 101L86 100V98H84ZM145 100H147V101H145ZM157 100H158V101H157ZM260 100H262V99H260ZM97 101H98V102L100 101V103H98ZM106 101H107V102H106ZM113 101H114V102H113ZM123 101H124V102H123ZM150 101L152 102V104H150V103H151ZM68 102H69V103H68ZM79 102L81 103V101H78V102L76 101V102H75V106L77 105V106L79 107V105H81V104L78 105ZM108 102H109V103H112V102H113V103H112L111 105H109ZM131 102H132V100H131ZM148 102H150V103H148ZM164 102H165V104H164ZM230 102H232L231 99H230ZM260 102L264 104V100H263V101H260ZM34 103H35V105H33V104H32V105H28V104H27L28 107H29V109H28V107H26L27 105H25V107L27 108L26 110H27V111H28V110H31L30 113L33 114V115L31 116V114L28 113V112L26 111L25 118H29V119L31 120V119H33V118L36 117L35 114H36L37 112L35 111V113H33L34 110H33L32 107H30V106H33V108L35 109V108L37 107V105H39V103H38V102H34ZM71 103H72V104H71ZM97 103H98V105H99V104H100V105H99V106L96 105ZM101 103H102V105H101ZM114 103H115L116 105H115ZM174 103H175V104H174ZM46 104H47V103H46ZM86 104H85V105H86ZM94 104H95V106H94ZM107 104H108V105H107ZM120 104H119V105H120ZM144 104L148 105L147 107H146V105H145V107H146V109H147V108L149 109V110L147 109L148 111H147L146 109H144V111H145V110L147 111V113H146L147 116H145V117H143L144 115H142V114H144V112H143V113L140 112V111H143V108H145V107H143ZM153 104H154L155 107H153ZM88 105H87V106H88ZM106 105H107V106H106ZM113 105H114V106H113ZM129 105H130V104H129ZM142 105H143V106H142ZM151 105H152L153 109L151 108ZM237 105H238V104H236V106L232 107V103H231V106H228V107H229V108L227 107L228 109L226 108V110H227L226 112H229V110H231V109L234 108L233 110L230 111L231 113H230V112L228 113V114H232L231 117L228 116V114H227V117L230 118V120L232 119L231 122L229 121V123H232V122L234 123L237 119H239V118H238V115H239V116H243V117H241L242 119L240 118L241 121H242V122L240 121L241 123L238 122L240 119L237 120L238 125L240 124V126H241V124H242L245 128H246L247 125H248V128H249L250 125H254V128L251 126V129H252V130L254 129V131H252L250 128H249V129H247V128L244 129V128L238 126V129H239L240 131H237V133L234 132V133H235V134H234V137H235V138H238V139H240V140H241V138H242L243 141H244V142H243V148H244V149H245V148L247 149V152H245L246 149H245V151H244L245 154L242 152L243 155L240 154L241 157H240V156H237V158H238L241 162H246V163L251 164V165H250L251 167H248V168H247V167H245V165H243V164L240 163L239 161H236V160H230V164L233 163L234 165H236V164L238 163V165H240V167L242 166L243 168H245V170L243 171V168L241 167V168H242V170H241L242 172H241V171H239V170L241 169L240 167H239V168H238V166L235 167L233 164H232V165H233L234 167H232V166L229 164V166H231L232 168H230V167H228V168H229V169H232V171H231L232 173H231V172H228V173H227V171H228L229 169L226 168V169H227L226 173L229 174L228 176H225V177L227 178L226 181H225V179H224V181H223V173L225 174V170L222 169V168L225 167L224 165H223V167L221 168L222 170H224L223 173H222V177H221V173H220V176H219V174L217 175V173H219L218 170H219L220 168H217L216 165H215L214 163L212 164L210 161L207 162V161H208V158H207L206 156H208V152H205V154L203 155V159H202V160H200L199 162H196V160H195V155H194V154L192 155V153H194V152H189V153H188V151H192V150L194 151L195 149H194V148H191L190 150L187 151V149H189V148L191 147V145L188 144L189 142L186 143V142H185L186 140L184 141V144L186 143V144H185V147H187V144H188L189 148L184 149V148H185L184 145H183V147H182V145L180 144L181 141H183L184 139H182V138H181L182 140L180 139L181 136H179V132H177V131H173V130L171 131V129H168V126L164 125L163 123H159V124L157 123V124L159 125V129H161V130L163 129L162 131H164V132L161 133V130H159V129H155L156 131H155V130H151L153 127L155 128V126L157 125V124H156L155 126H153L152 128H150L151 131H150L149 133H150V135H152L151 137H153V136L155 135V133H156V134H157V137H158V138L162 137V140H163L164 138L166 139V137H163V135L165 136L166 134L169 133V135H166V136H168V137L170 136L169 139L166 140V142L168 143V140H169V141H170V140L172 141L173 137H175V138H176V141L174 142V140H175V138H174V139H173V142L176 143V144L179 143V144H180L179 148L182 147V148H180L181 150H180L179 148H174V147H178V146H177V145L173 146V145H174L173 142H170V144H167V143L165 142V140H164V141H163L164 144H163V143L161 142V139H159V141L157 142V141H156L157 137L155 138L156 135H155L154 138H153V139H155V141L152 140L153 142H152V141L150 142L149 140H151L152 138H151L150 135L147 133L148 131H146V133L148 134L149 137L144 135V136L146 137L145 140H147V139L149 138V139L147 140V144H145V142H144V140H143V137H144V136H142V138H141V136H140L139 138H137V139H139V140L136 139L137 141H136L135 139L133 140V142L131 141V143L133 144V146H134L135 143H136L137 145H140L139 147H134V149L139 148V149H137L139 155H137V153H136L137 151H136V150H135V152L133 151V150H134V149L132 148L133 146L130 145V143H129L130 141L128 142V143H129L128 146H127V144L125 143L124 145H125L126 147H125V146L120 147V148H122V150H125V151H126V149H127V147H128V149H127V151H126L128 154H129V151H128V150H129L130 148L133 149V150L130 149V150L132 151V153L134 152L132 156H131V154H130V159H132V160H131V161H132V162H131L132 165H133L134 162H135L134 164H136V162H137V160L135 161L136 158L138 159V162H140L141 165H142V162H143L144 157H145L144 154L146 153L145 151H143V148H144V150L147 149V152H150L151 155H152L153 152H154V151H153L154 148H155V153H157V154L159 153L160 150H162V151L160 152V154L163 152V153H162V154H163L162 156H165V157H163L164 159H162L163 161L161 160V157H160L161 155H160V154H158V155H159L158 159H154V157H156L157 154H156V155L153 154L150 158L152 159V157L154 156L153 159L158 161V162H157V161H153L154 164H156V165H158L159 162H160L159 164H161V162L164 163V161H167L168 164L164 163V166H161V168L164 169L163 172H162V171H157L156 167L150 168V172H151V173H149L148 175H146V178H145V176H143V175L146 174V173H143V171H144V170H143V169H144V166H143V165H142V166L140 165L141 167L139 166L138 168L136 167L137 165L135 166L137 169H136L135 172H134L135 174H134V177H133V178H134V179H135V178L137 179V176H138L139 174L142 173L141 177H142L143 179H141V180L144 181V178H145V181H144V183H143L142 181H139L140 179H137V180L135 179L136 182L134 181V184H133V180H134V179L131 178L132 181H131L130 179H129V180H128V179H125V180H128V182L126 181L127 183L130 184V182H131L132 184H131V189L129 188V187H130L129 184H128V186L124 185L125 188H126V189H124V190L126 191V190H127V187L129 188V189L127 190L128 194L126 193L127 196H128L130 193L132 194V189L135 190L136 187H137L138 185H139V186L137 187V189H138L140 186H141V187H144V190H142L143 188L140 189L141 187L139 188L140 190H142V192H141V194L143 193V194H142V197H140L141 194H140V196H139V193H140V192L137 193V192L140 191V190H137V191H134V190H133V194L136 195L135 197L138 196V198H139V199H137L138 201L136 200V198H135L134 200L132 199L131 201H130V200L127 201L124 197H122V198L119 197V198H120V199L118 198V199L120 200V202H119V200H117V198H115L116 200H115V199L112 200V199H110L109 196H106V197H105V198L109 197V201H107L108 198H107V200H106L105 198H103L104 200H103V199L100 200V202H102V201L105 202V205H107V206H109V205H108L109 203L106 204V202H110V200H112L111 203H110V205H111V204L113 203V201L115 200L114 203L112 204V206H110V209L107 207L108 210H106V211H107L108 214H107L106 212H104V214L106 213V214H105V219L108 218V221H109V222L107 221V222H108L107 225H110L109 223H111V225H112V229L110 228L111 231L109 230V232H108V233H109V236H110V233L112 232V230L114 231V229H115V232H116V233H119V234H120L119 237H116V238H115V236H117L118 234L116 235L114 232L111 233V235L114 233L113 235H115V236H113V235H112V236L116 239L117 242H115L116 244L114 243V244H115V247L113 246V247H114V248H113L114 251H113V249L111 248V246L114 245V244L109 245V248H108V249L111 248L110 251L112 252V254H108V253L106 252V253H107L106 255H108V256L110 255L111 258H112V257L116 254L115 248L118 249L119 246H121V248L118 249V250L121 252V254H118V255L116 254V255H115L116 258H117V256L119 257L118 260H117V261H118V264H120V259H123L122 264H125V263H126L125 261L128 260L127 258H130V259L133 258V259L135 260V262H134V260H133V261H132V260H128V263H129V264H131V263H130L131 261H132V264H133V263H134V264H136V263H137V264H142V263H143V264H155V263L158 264L159 262H160L159 264H173V263H178V261H177L176 259H177V257L180 258L179 254L181 255V254H182L181 251L187 249V248H185L187 245H188V246H187L188 248H190V245H191V247H192V245L195 246V247L193 246L192 248H190V251H191V249H192V251H193L194 248H195V250H196V248L199 249V246L202 245V246H204L203 248L200 247V248H202V250H206V249L208 250V249H210V247H213V249H214L215 246H216V247H215V248H216L215 250H213V249L211 248L213 251H216L217 248H218V250H219V249H220V250H223V251H220V250H219V253L221 252V253H220V256H221V254L223 253L224 255L222 254V256L225 257L226 260L228 261V263H230V264L234 261V259L236 260L235 257H237V254H236V255L232 254V253H233L232 250H234V248H237L236 246H238V245L240 244L239 242H240L241 239H239V237L241 238L240 235H242L243 232H244V229H243V231H242V230L240 231V229H239V232H242V233L240 234L239 232H237V231H238L237 229H238V228H241V229H242V227H244L245 229H247L248 226H246V225H249V226L252 225V224L254 223V221H256V220H255L256 218L259 219V218H260V215H261V214H262V215L264 214V213H263V212H264V209H263V208H264V205L262 204V203H264V200L261 201V199H264V195L262 196V194H263L264 192H262V191L259 192L262 188H264V177H263V176H264V173H263V171H264V170H263V169H264V165H263V168H260V167L262 166V163L264 164V151H263V150H264V149H263L264 147H262V146H264V145H262V143L264 144V134H262V136H258V135H257L259 130H264V129H263V126H264V125L262 126V124H264V119L259 120V119H258V116H259L258 113H256V114H255V113H251V115L254 114L253 116H251V115L249 114L250 112L247 113V112H246V111H247L246 109H248V108L250 109V106H248V107L245 108L244 106H240V105L237 106ZM35 106H36V107H35ZM75 106L73 105V108H76V110H79V109L82 110V108H77V107H75ZM137 106H138V108H139L140 106H141L142 108H139V111L137 110V112H135L136 109H138ZM187 106H188V105H187ZM187 106L185 107V110H186ZM189 106H190V107H189ZM189 106H188V107H189V108H188L189 110H186V112H187L188 114H191V113H192L191 105L189 104ZM80 107H82V106H80ZM94 107H97V109H98L99 111L96 110ZM98 107H99V108H98ZM120 107H122V105H121ZM133 107H134V109H133ZM135 107H136V108H135ZM230 107H232V108H230ZM236 107H238L237 109H238L239 111H238L237 109H235ZM241 107H242V109H241ZM88 108H89V107H88ZM88 108H87V109H88ZM103 108H105V109L103 110ZM129 108H130V109H129ZM131 108H132L133 110H132ZM150 108L152 109V111H151ZM158 108H159V109H158ZM207 108L211 109V111H212V110L214 111V109H212L211 106H207ZM239 108H240L243 112L245 111L244 113H246V114L241 115L242 111H241V113H240V109H239ZM251 108L255 109V108H257V107H256V106L254 107L253 105H251ZM19 109H21L20 106L17 107V112H18V113H17L16 116H19V115H22V114H23V110L21 109V111L19 112ZM128 109H129V110H128ZM141 109H142V110H141ZM160 109H161V110H160ZM209 109H208V110H209ZM244 109H245V110H244ZM249 109H248V111H252V110H253V109H252V110H249ZM88 110H89V111H88V112H84L83 115H85V113H86V114H88L87 117L89 118V116H90L89 112H90L91 109L89 108ZM117 110H119V111H117ZM131 110L134 111L135 114H132V113H133V112H132V113L130 114V116H128V115H129L128 112L131 111ZM157 110H158V111L160 110V113H158ZM236 110H237L238 112H237ZM79 111H80V110H79ZM150 111H151V112H150ZM154 111H155V113H154ZM164 111H165V112H164ZM232 111H233V112H237V113H233ZM254 111H256V110H254ZM254 111H253V112H254ZM45 112L49 113V111H47V109H45ZM114 112H115V113H114ZM117 112H119V113H117ZM121 112H122V111H121ZM113 113H114V114H117V115H114ZM126 113H127L128 115H126ZM136 113H137V114H136ZM141 113H142V114H141ZM156 113H158V114H157V116L155 117ZM238 113H240V114H238ZM112 114H113V115H112ZM119 114H120V115H119ZM138 114H139V115H138ZM233 114L236 115V116H234ZM248 114L250 115V117H255V116H256L257 121H256L255 118H254L255 120L253 119L254 122H253L252 118L250 119V118L248 117V118H249V119H248L247 116H246V115H248ZM131 115H134V116L131 117ZM141 115H142V116H141ZM151 115H154V120L152 119L153 117H152ZM165 115H164V116H165ZM172 115H173V117H172ZM217 115H218V112H217V114H216V112H215V116H214V117H217ZM249 115H248V116H249ZM33 116H35V117H33ZM116 116H117V118H116ZM125 116H127V118H128V117H129V118L127 119V118H125ZM149 116H150V118L152 117V118H151L152 120H150ZM183 116H184V117H183ZM233 116H234V117H233ZM113 117H115V118H113ZM130 117H131L132 119H131ZM136 117H138V119H137ZM140 117L144 118V120H146V121H147V119H149V120H148V122H145V121H143V119L140 118ZM147 117H148V118H147ZM159 117H158V119H159ZM214 117H213V118H214ZM223 117H224V116H222V118H223ZM227 117H224V120H225V118H226L225 122L228 121V118H227ZM245 117H246L247 119H246ZM41 118H42V117H41ZM44 118H45V115H44ZM94 118H93V119H94ZM112 118L114 119V122H112V120H111ZM123 118H124V119H123ZM135 118H136V119H135ZM146 118H147V119H146ZM184 118H185V115L183 114V115H182V119L184 120ZM233 118H234V119H233ZM236 118H237V119H236ZM243 118L246 119V120L244 121ZM42 119H43V118H42ZM42 119L39 118L40 121L38 120V122H39V123H38V126L41 125V121H42ZM65 119L67 120L68 118H65ZM125 119H126V120H125ZM90 120H91V119H90ZM119 120H120V121H123V120H124L125 124H124V122H122V123L124 124V126H125L126 128L123 126V124H121V122H120ZM132 120H133V122H131ZM139 120H141V122L143 121L144 123L139 122ZM174 120L171 121V123L173 122L172 124H173V125H174V124L176 125V126L174 125V127H175L174 129L176 130V129L178 128V127H177V126H178V125H177L178 123H177L176 121H175V122H176V123H175ZM180 120H181V118H180ZM180 120H179V122H180ZM183 120H182V122H181V125H182L183 122H185V120H184V121H183ZM187 120H188V119H187ZM249 120H251V121H249ZM91 121H94V120H91ZM150 121H153V122H151V124H152L151 126H149V125H150V123H149ZM109 122H111V123H109ZM117 122H118V124H117ZM119 122H120V123H119ZM126 122H127L128 124H127ZM138 122H139L140 124H143L142 126L146 127V129H145L144 127H142V126H141L142 128H140V126H139L140 124H139ZM113 123H114V125H115V124H117V125L121 124L122 126L119 125L118 127H119L120 129H117L118 127H117L116 125H115L116 128L112 126ZM130 123H132V124L134 123V124H133L134 126H132ZM146 123H147V126H148L149 128H147V126H145ZM148 123H149V124H148ZM153 123H154V124H153ZM243 123H244V124H243ZM261 123H262V124H261ZM105 124H106V125H105ZM109 124H110V125H109ZM126 124H127V125H126ZM135 124H136V126H135ZM137 124H139V125H138L139 128H140V129H138L139 132H138V130H136V128H138ZM172 124H171L170 128L173 126ZM183 124H184V123H183ZM187 124H188V123H187ZM245 124H246V126H245ZM249 124H250V125H249ZM161 126H162V127H161ZM160 127H161V128H160ZM163 127H165L167 130H166L165 128H163ZM239 127H240V128H239ZM0 128H1V127H0ZM45 128H46V127H45ZM73 128H75V127H73ZM111 128H112V129L115 128V131H112ZM128 128H129V129H128ZM141 129H142V130H141ZM164 129H165V130H164ZM172 129H173V127H172ZM241 129H242V131L244 130V132H245L246 130H249V131L251 130V131H250L251 133H250L249 131H246L245 134H244V133H240V132H241ZM117 130H119V131H117ZM124 130H125V131H124ZM133 130H134V133H133ZM140 130H141V133H140ZM157 130H159V131H157ZM123 131H124V132H123ZM130 131H131L133 134H135L137 137H134L135 135H132V133H131ZM136 131L138 132V135H137V133H135ZM168 131H169V132H168ZM255 131H256L257 133H256ZM1 132H2V131L0 130V133H1ZM122 132H123V134H122ZM165 132H167V133H165ZM170 132H171L172 134H170ZM173 132H175V135H176V133H178V135H176V136L174 135V136H173V134H174ZM127 133L130 134V137H129V135H128ZM146 133H145V134H146ZM247 133H248V134H247ZM255 133H256V134H255ZM40 134H41V133H40ZM124 134H125V135H124ZM147 134H146V135H147ZM160 134H161V135H160ZM239 134H242V135H239ZM243 134H244V135H243ZM246 134H247V136H246ZM46 135H47V134H45V135H42V134H41V136L43 137V139L47 137ZM60 135H61V133H60ZM60 135L58 134V136H60ZM112 135H111V136H112ZM123 135H124L125 137H124ZM126 135H128V136H126ZM131 135H132V136H131ZM158 135H159L160 137H159ZM254 135H255V136H254ZM20 136H22V135L20 134ZM20 136H18V137H20ZM41 136L39 137V139H41ZM108 136H109V135H108ZM171 136H172V137H171ZM177 136L179 137V139H180L181 141L178 140V137H177ZM253 136H254V137H253ZM123 137H124V139L126 138L128 141H127V140H124ZM128 137H129V138H128ZM132 137H134V138H132ZM145 137H144V138H145ZM245 137H246V140H245ZM117 138H118V137H117ZM150 138H151V139H150ZM170 138H171V139H170ZM17 139H18V138H17ZM56 139H57V136L54 137V138H52V139H48V140L50 141V144H49L50 146H45L47 140L44 139V142H45V141H46V142H45V144L42 142V144H44V147H45V148H44V147L42 148V145H41V148H40V147H38L37 143H35L36 141L33 142V145H34V146H33V149L36 147L35 150H33V151H35V153L32 152V150H31L32 148H31L30 146H28V147H29V151H28V147H27V149L24 148L25 146L28 145V143L24 142V140L22 139V137L19 139V140H21V142H18L19 140H15V142L13 141L12 144L9 143V144L5 145V146H7V147H5V146H0V150L3 149V150L5 151L6 154H9V155L11 154V155H12V154H13V153H12V150H13V149H14L13 152H15L16 150H17V151L20 150L21 152H23V149H24L26 152H32V153H34V156H35V155H38V156H37V160L41 159L43 162H44V160L47 159V157H50L51 154H52V156H54V157H53V160H52V157H51L50 160L54 161V160H55V157H57L58 154H60V155L62 154V153L59 152V153L56 155V153L61 149V147L57 144V141H58V140H56ZM121 139H123L124 141H122ZM131 139H130V140H131ZM140 139H141V140H140ZM257 139H258L259 142L262 141V143H258V144H259V145H258V144L256 143V142H258V141H256ZM33 140H34V139H33ZM40 141H42V139H41ZM49 141H48L47 143H49ZM51 141H52V142H51ZM138 141H140L139 144H138ZM148 141L150 142L149 145H148ZM190 141H191V140H190ZM245 141H246V142H245ZM251 141H252V143H251ZM254 141H255V142H254ZM155 142H156V143H155ZM160 142H161V143H160ZM247 142H250L251 145H254V146H252L253 148H254V147L257 148V145H258V149L255 148V152L249 151V150H248V147L246 146V143H247ZM253 142H254V143H253ZM13 143H15V144H13ZM143 143L145 144V146H144V147H143V146L141 147V144L143 145ZM157 143H158L159 145L162 144V145H166V147H167V146H168V147H171V149L168 150L169 148H166V147L163 148L164 146L161 147L162 145L159 146V145H157ZM165 143H166V144H165ZM190 143L193 144L194 141H191ZM255 143H256L257 145H256ZM121 144H122V143H121ZM151 144H152V145L155 144L154 147H153ZM171 144H172V145H171ZM182 144H183V143H182ZM12 145H13V147H11ZM118 145H120V144H118ZM118 145H117V146H118ZM137 145H135V146H137ZM150 145L152 146L151 149L153 148V149H152V152H151V149H150ZM170 145H171V146H170ZM255 145H256V146H255ZM15 146H16L17 148H15ZM121 146H122V145H121ZM172 146H173V147H172ZM10 147H11V148H10ZM57 147H58L59 149H56ZM124 147H125V149H124ZM148 147H149V149H148ZM192 147H193V146H192ZM30 148H31V149H30ZM49 148L51 149V151L54 149V150H53L54 152H55V149H56L57 152H55V154H54V152L52 151L53 153L51 152V154H50V151H49V153H48V151H47ZM63 148H65V149L67 150L66 153L63 152V154H64V155L62 154L63 156H70V157H72L73 154H74V156H75V155H78V156H79V153H80V156H83V155H86L87 152H88V150L85 149L84 151H85L86 153L84 154L83 149H82V150L80 149V150H78L79 153H77V152H78V151H77L76 154H75V152H73L72 154H71V153L69 154L68 149H67L68 147H67V146H63ZM156 148H157V151H158V152L156 151ZM172 148H173L174 150H173ZM243 148L241 149V151H243ZM260 148H262V150H261ZM42 149H43V150L46 149V151H45L44 154H41V153L44 152ZM50 149H49V150H50ZM65 149H63V150L61 149V150H62V151H65ZM158 149H159V150H158ZM182 149H183V150H186V151H187V154H186V152H184L183 154L180 155L179 152L182 151ZM259 149H260V150H259ZM139 150H140V151H139ZM148 150H150V151H148ZM177 150H178V151H177ZM179 150H180V151H179ZM10 151H11V152H10ZM17 151H16V152H17ZM41 151H42V152H41ZM62 151H61V152H62ZM125 151H124V152H125ZM131 151H130V152H131ZM172 151H173V152H172ZM262 151H263V153H262ZM7 152H9V153H7ZM26 152H25V153H26ZM39 152H41V153H40L41 156H40V154H36V153H39ZM46 152H47L48 155H50V156H48V155L45 156ZM82 152H83V153H82ZM93 152L96 154V152H95L94 150H93ZM93 152H92V153H93ZM140 152H141V153L144 152V153L141 154ZM248 152H250L251 155H249ZM23 153H24V152H23ZM23 153H22V154H23ZM25 153H24V155H26V154H27V155H30V156H32L33 159H34V156L32 155V153H31V154H30V153H26V154H25ZM92 153H88V155H90V154H92ZM135 153H136V154H135ZM180 153H181V152H180ZM190 153H191V154H190ZM247 153H248V154H247ZM67 154H69V155H67ZM164 154H165V155H164ZM178 154H179V155H178ZM188 154H190V155H188ZM13 155H14V154H13ZM27 155H26V156H27ZM60 155H59V156H60ZM88 155H87V156H88ZM141 155H142V156H141ZM167 155H168V156H167ZM169 155H170V156H169ZM185 155H187V157H184ZM245 155H246V156H245ZM248 155H249V156H248ZM252 155H253V156H252ZM26 156H24L23 158H24V159H27L28 156H27V157H26ZM30 156H29L28 158H30ZM63 156H61V157H63ZM74 156H73V157H74ZM91 156H92V155H91ZM94 156H95V155H94ZM133 156H134V158H133ZM140 156H141L142 158H141ZM172 156H173V157H172ZM175 156H177V157L175 158ZM179 156H180V157L183 156L184 159H183V158H180V159H179ZM190 156H191V159H192V160L194 159L193 161H192L191 159H189ZM242 156H244V157H246V158H244V157H242ZM250 156H251V159L248 158V157H250ZM260 156H261V157H260ZM1 157H2V158L4 157V158H3L4 160H3ZM5 157H6V156H1V155H0L1 160H2V161H5L4 163H3L2 161H1V162L3 163V165L5 166V168L8 167L7 170H8V172L10 171L9 173H11V170H10L11 167L9 166L11 163L8 161V159H6V158H8V157H6V158H5ZM25 157H26V158H25ZM32 157H31V159H29V160L27 159L28 162H27V164H25V167H26L27 165H29L30 162L33 161V160H32ZM44 157H45L46 159H45ZM96 157H99V156L96 154ZM138 157H139V158H138ZM168 157H169V158H168ZM204 157H205V159H204ZM252 157H254L253 160H252ZM257 157H258V158H257ZM147 158H148V157H147ZM159 158H160V159H159ZM167 158L170 159V160H167ZM172 158H173V159H172ZM177 158H178V159H177ZM185 158H188V159H187L188 162H187V160H186ZM255 158H256V160H255ZM260 158L262 159V161H261ZM43 159H44V160H43ZM176 159H177L178 161H180V160H181V161L178 162ZM182 159H183V160H182ZM258 159L260 160V162H262L261 164H260V162H257V161H259ZM6 160L9 162V165H8V163H6V162H7ZM30 160H31V161H30ZM37 160H36V156H35V159H34L33 162H35V161H37ZM159 160H161V161H159ZM189 160H190V162H189ZM39 161H40V160H39ZM42 161H40V162H38V163L43 164ZM47 161H48V160H46L45 162L47 163ZM191 161L193 162V165H192V162H191ZM252 161H253V162H252ZM254 161H256V164L254 163ZM33 162H32V163H33ZM183 162H184V163H183ZM206 162H207V163H206ZM14 163H15V164H16V163L18 164L17 161H14L13 164H14ZM32 163L30 164V167H31V168H29V169H31L30 172H32L33 169H35L34 167H32L33 164H35V163H36V165L38 164L37 162H35V163H33V164H32ZM140 163H139V164H140ZM170 163H171V164H170ZM173 163H174V164H173ZM187 163H190V164H187ZM205 163H206V164H205ZM208 163H211V164L213 165L212 168H214V169L217 168L218 170L215 169V171H213L214 169H212V168H210V169L208 168V170H207V169H206V168H207L206 165H207ZM257 163H258V165H257ZM0 164H1V163H0ZM79 164H80V163H79ZM137 164H138V163H137ZM165 164H166L168 167L165 166ZM195 164H196V165H199L200 167L195 166ZM201 164H202V165H201ZM254 164L257 165V167H256ZM1 165H2V164H1ZM1 165H0V166H1ZM7 165H8V166H7ZM162 165H163V164H162ZM203 165H204V166H203ZM214 165H215V166H214ZM259 165H260V166H259ZM23 166H24V165H23ZM34 166H35V165H34ZM169 166H170V167H169ZM171 166H172V167H171ZM207 166H209V164H208ZM28 167H29V166H28ZM164 167H165V168H164ZM166 167H167L168 169H167ZM195 167H197L196 170H194ZM201 167L204 168V169H206V170H203ZM205 167H206V168H205ZM5 168H4V167L2 168L3 171H2L1 168H0V174H1V171H2L3 174H7L6 176H10V177H11L12 174H11V175L8 174V172H6V169H5ZM32 168H33V169H32ZM198 168H199V170H197ZM4 169H5V170H4ZM134 169H135V168H134ZM187 169H188V171H187ZM183 170H185V171H183ZM209 170H211V171L214 172V176H213V172H212V175H211L213 178L217 175V176L219 177V180H220V181L222 180L221 183H223V185H222V184H221V185L219 184L220 181L218 182V184H217V182H216V185H217V186H220L219 188L216 187L215 183H214V186H215V187H213V185H212L213 183L211 184L210 182H203V181H202V179H203L202 176H203V175H202V173H201V174H199V173H200L201 171H202V172H204V171L207 172V171H209ZM222 170H221V171H222ZM254 170H255V171H259L260 173L263 174V176H262V174L258 176V172H257V173H253V172H255ZM262 170H263V171H262ZM181 171H182V174H181ZM193 171H194V172H193ZM198 171H199V173H198ZM216 171H218V172H216ZM229 171H230V170H229ZM245 171L248 172V174L251 175V176L254 175V177L252 178L251 176L248 175L249 178H250V180H246L247 178H245V176H247V173H246ZM250 171H252L253 174H251ZM152 172H153V173H152ZM154 172H157V173H158V174H155V175H158V176L160 175L159 177H157V178L160 179V180H159V181H158V180H157V181L155 180V181H156V184H155V181L153 180L154 177H155V176H154ZM165 172L169 173L168 175H169V177H170L169 184H167L168 188L161 189V190H160V189L157 190V188H160L159 186L163 187V185H161V184H162V182L165 181V179H164V178H166V177L164 176V173H165ZM178 172H179V173H178ZM184 172H185V173H184ZM209 172H210V171H209ZM215 172H216V173H215ZM240 172H241V173H240ZM243 172L246 173V174H244ZM188 173H190V175H189ZM204 173H205V172H204ZM204 173H203V174H204ZM242 173H243L244 176L242 175ZM150 174H152V175H150ZM176 174H178V175L176 176ZM180 174H181L182 176H179ZM184 174H185V175H184ZM191 174H192V175H191ZM215 174H216V175H215ZM227 174H226V175H227ZM230 174H231V175H230ZM239 174H241L245 179H243L242 176H239ZM187 175H189L190 178H189V176H187ZM199 175H200L202 178H201ZM255 175H256V176H255ZM148 176H149L150 178H149ZM162 176H163V177H162ZM175 176H176V178H174ZM211 176H210V177H211ZM248 176H247V177H248ZM0 177H1V176H0ZM139 177H140V175L138 176V178H139ZM141 177H140V178H141ZM151 177H153V178H152L153 182L150 180ZM160 177H162V178H160ZM198 177H199V178H198ZM204 177H206V175H205ZM210 177H208V178H210ZM220 177H221L222 179H221ZM239 177H241L240 179H243V180H241V181L244 182V180H245L246 183L244 182V183H245V184H244L243 182H241L240 179H239ZM258 177H259L260 179H259ZM261 177H262V178H261ZM157 178H156V179H157ZM173 178H174L175 180H174ZM188 178H189V179H188ZM249 178H248V179H249ZM251 178H252V179H251ZM103 179H104V178H103ZM103 179H101V180H103ZM146 179H147V180H146ZM172 179H173L175 182L173 181V183H172ZM185 179H186V180L188 179V180L186 181ZM192 179H193L194 181H193ZM196 179H197V180H198V179H199V180L201 179V182H200L199 180H198L199 182H198V181L195 182ZM211 179H212V178H211ZM236 179H237V181H236ZM254 179H255V183H253ZM261 179H262V180H261ZM149 180H150L151 182H150ZM228 180H231V181H228ZM234 180H235V182H238V183H235V182L233 183L232 181H234ZM252 180H253V181H252ZM257 180H258V181L261 180V181H260V184L258 183ZM9 181H10V178H9V179H4V180H1V178H0V197H1V198H0V205H2V206L4 205L3 207H5V209H6L7 211H9V212H12L11 210L13 209V212H14V213H13V216H16V219L19 217V218L17 219L18 221L15 219V220H16V225H17V224H20V222H21V221H20V218L22 219V218H26V217L28 216V211L25 210L24 208H22V206H20V204H18L19 201H14V199H13L14 202L11 203V201H12L11 191H10V190H9L10 192H9V191H6V190H8V189L11 187V185H8V184H10ZM11 181L15 182V181H17V180H11ZM27 181H28V179H27ZM137 181H138V182H141V183L137 184ZM184 181H185V183H184ZM227 181L229 182V184L231 183L230 186H229V184H228ZM239 181H240V183H241V186H240ZM247 181H248L249 183H248ZM256 181H257V182H256ZM6 182H8V184H7ZM147 182L150 183V184H155V185H153V186L151 187V185H149ZM158 182H159V183H158ZM160 182H161V183H160ZM187 182H188V183H187ZM191 182H192V183H191ZM194 182H195V185H196V186H199L197 183L201 184V185L199 186V188H200L201 186H202V187H205V186L207 185V183H208V185H207L208 187L206 186L205 188H203V189L207 190L206 193L204 194L203 192H205V191L201 189V190L203 191V192H202V191H200V189H199V191L202 192V193H200V192L198 191V189H197V192H199V194H201L200 196H198L199 194L196 193V188L193 189V188L195 187V185H193ZM202 182H203V184H202ZM5 183L7 184V186L5 185ZM127 183H126V184H127ZM189 183H191V184H189ZM205 183H206V185H205ZM209 183H210L212 186H211ZM242 183H243V185H245V188H244V189H243L244 186L242 185ZM252 183H253L254 185H253ZM256 183H258V184H256ZM3 184H4L5 186H4ZM136 184H137V185H136ZM147 184L149 185L148 187H147ZM159 184H160V185H159ZM170 184H171V185H170ZM184 184H185V185H184ZM133 185H136V187H134ZM158 185H159V186H158ZM187 185L190 186V187H192L193 192L195 193V195L198 194V195L196 196V197H198V198H197V201L195 200L197 203L194 202L195 195H194V194H193L194 196L192 195V193H193V192H192V189H189L190 191L187 190V188H190V187H186V189H185V186H187ZM203 185H205V186H203ZM209 185L211 186V188H210ZM232 185H233V186H232ZM252 185H253V187H252ZM255 185H257V186L259 187V190H258V187L255 186ZM3 186H4V187H3ZM124 186H123V187H124ZM132 186H133V187H132ZM170 186H173V187L171 188ZM78 187H79V186H78ZM150 187L153 188V189H150ZM79 188H80V187H79ZM145 188H147V189H145ZM170 188H171V189H170ZM229 188H230V189H229ZM81 189L84 190V191H89V190H86V189H84V188H80V190H81ZM210 189H212L210 192H213V191H214V193H212V194H211V193H208V191H209ZM216 189H217V190H216ZM221 189H222V190H221ZM253 189H254V190H253ZM82 190H81V191H82ZM145 190H146V191H145ZM180 190H181V191L184 190V191L181 192V194H180ZM219 190H220V192H218ZM226 190H227V191H226ZM232 190H233V191H232ZM235 190H236V191H235ZM144 191H145L148 195H146V193H145ZM147 191H148V192H147ZM150 191H151V192H150ZM153 191H154V192H153ZM155 191H159L160 193H161V192H162V193L165 192V193H164L165 195H164V194H160V193H156ZM187 191H188V193H190V194H188V193L186 194ZM216 191H217V192H216ZM234 191H235V193H234ZM250 191H251V192H250ZM167 192H168V193H167ZM226 192H227V194H226ZM5 193H7V194H5ZM153 193H154V194H153ZM228 193H229V194H228ZM231 193H232L233 195H232ZM137 194H138V195H137ZM144 194H145L146 196H145ZM152 194H153V195H152ZM158 194H159V195H158ZM206 194H208V197L205 196ZM210 194H211V195H210ZM236 194H237L238 196H237ZM5 195H6V196H5ZM156 195H157V196H156ZM163 195H164L165 197H164ZM166 195H167L168 197H166ZM191 195H192V196H191ZM214 195H215V196H214ZM221 195H222V196H221ZM223 195H225L226 197H225V196L223 197ZM235 195H236V196H235ZM153 196H154V197H153ZM162 196L165 198L166 201H164V198H163ZM181 196H182V197H181ZM186 196H189V197H186ZM210 196H212V197H210ZM218 196H219V197H218ZM260 196H261V197H260ZM5 197H8V198L5 199ZM125 197H126V195H125ZM152 197H153V198H152ZM158 197H159V200H158ZM190 197H191V198H190ZM192 197H193V198H192ZM221 197H222L223 199H222ZM228 197H229V198H228ZM145 198H146L147 200H146ZM149 198H150V199H149ZM156 198H157V199H156ZM161 198H162L163 201L160 200ZM167 198H169V199H167ZM184 198H185V199H184ZM199 198H200V199H199ZM205 198H206V200H205ZM210 198H211V199H210ZM215 198H216V199H215ZM220 198H221V199H220ZM224 198H225L226 200H225ZM1 199H3V202H4L5 204L2 202ZM141 199H142V200H141ZM170 199H171V201H170ZM191 199H192V201H190ZM198 199H199V200H198ZM202 199H204V202H206V203H204V205L206 204V206L208 207V208H206V210H204V208H205L206 206H205V207H204V205L202 206L203 203L201 204V206H198V205H197V204L200 202V200H202ZM235 199H237V200H235ZM180 200H181V201H180ZM186 200H187V201H186ZM7 201H9V202H7ZM39 201H40V200L37 199V198L29 199V202H35V203H37V202H39ZM121 201H125V202H127V203H124V202H121ZM134 201H135V202H134ZM139 201H140V202H139ZM146 201H147V202H146ZM155 201H156V202H155ZM158 201H159V202H158ZM161 201H162V202H161ZM174 201H175V204L173 205ZM221 201H222V202H221ZM237 201H238V202H237ZM43 202H44V201H43ZM128 202H129V203H130V202H134V203H132V204L130 203V204H129ZM150 202H151V203H150ZM152 202H153V203H152ZM167 202H168V203H167ZM169 202H171V205L169 204ZM179 202H182V204L179 203ZM185 202H186V203H185ZM207 202H208V205H207ZM209 202H210V203H209ZM10 203H11V204H10ZM122 203H124V204H122ZM136 203H137V204H136ZM160 203H161V204H160ZM190 203H193V204H191V206H190V205H189ZM194 203H196V204H194ZM235 203H236V204H235ZM238 203H239V204H238ZM14 204H16L15 207H13ZM17 204H18V206H17ZM117 204H119V205H117ZM125 204H126L127 206H126ZM133 204H135V205H133ZM162 204H163L164 206L166 205L167 208L164 207ZM7 205H11V208H12V207H13V208L10 209V206L8 207ZM113 205H114V206L116 205L117 207L119 206L120 210H121V207H122L123 205H125V206L128 207V208H124L125 206L122 207V211H121V212L125 211L124 209H126V211L123 212V213L121 214L120 210H118L116 206H115V207H116V208H115ZM159 205H160V206H159ZM168 205H169V207H168ZM181 205L183 206L182 208H185V209H186V208L188 207L189 209H188V208H187L186 210L184 209V210H185V211H184L183 209L180 208ZM185 205H186V207H184ZM195 205H196V206H195ZM209 205H210V206H209ZM255 205H256V206H255ZM261 205H262L263 207H262ZM2 206H0V207H2ZM6 206H7V208H6ZM50 206H51V205H50V204H47V203L43 204V208H49ZM120 206H121V207H120ZM162 206H163V208H162ZM237 206H239V208H237ZM258 206H259V208H258ZM17 207H18V208H17ZM113 207H114L115 209H117V210L115 211V209H114ZM130 207H132V208H130ZM196 207H197V208H196ZM212 207H214V208H212ZM234 207H235V208H234ZM256 207H257V208H256ZM165 208H166V209H165ZM260 208H261V210H262V213L259 212V211H261ZM8 209H9V210H8ZM111 209L114 210V211H111ZM129 209H131V210H129ZM159 209H160V210H159ZM164 209H165V210H164ZM179 209H181V210H179ZM196 209H197V210L199 209V210L197 211V213L194 211V210H196ZM235 209H236V210H235ZM254 209L256 210V212H255ZM153 210H154V211H153ZM163 210H164V211H163ZM168 210H169V211H168ZM182 210H183L184 212H183ZM187 210H188V211H187ZM190 210H191V211H190ZM234 210H235V212H234ZM237 210H238V211H237ZM257 210H258V211H257ZM117 211H119V212H117ZM136 211H137V212H136ZM152 211H153V212H152ZM160 211H161L162 213H161ZM165 211H166V212H165ZM193 211H194V212H193ZM199 211H201V212H199ZM226 211H227V212H226ZM231 211H232V212H231ZM112 212L115 213V214H113ZM116 212L119 213V214H121V215H117V216H116V214H117ZM172 212H173V215L171 214ZM180 212H181V213H180ZM186 212H187L188 214H187ZM206 212H207V213H206ZM109 213H110V214H109ZM189 213H190L191 215H190ZM192 213H194V214H193L194 217H193ZM243 213H244L245 216L243 215ZM111 214H113V215H111ZM175 214H176V215H175ZM177 214H178V215H177ZM182 214L184 215V217H182V216H183ZM201 214H202V215H201ZM228 214H229V215H228ZM232 214H234L233 217L236 216V217L234 218V220H233V218H232ZM259 214H260V215H259ZM19 215H20V216H19ZM152 215H153V216L155 215V217H153ZM165 215H166L167 217H166ZM169 215H170V216H169ZM186 215H187V216H186ZM230 215H231V216H230ZM238 215H239V216H238ZM258 215H259V216H258ZM262 215H261V216H262ZM100 216H101V215H100ZM112 216H113V217H112ZM162 216H164L165 218H163ZM228 216H229V217H228ZM242 216H243L244 218H243ZM255 216H256V217H255ZM177 217H178L179 219H178ZM239 217H240V219L237 221V219H238ZM258 217H259V218H258ZM153 218H154V220H153ZM155 218H156V220H155ZM241 218H242V219H241ZM254 218H255V219H254ZM151 219H152L153 221H152ZM163 219H164V220H163ZM173 219H174V220H173ZM235 219H236V221H235ZM175 220H176V221H175ZM155 221H156V222H155ZM165 221H166V222H165ZM234 221H235V222H234ZM240 221H241V222H240ZM242 221H243V222H242ZM249 221H250V222H249ZM107 222H106V223H107ZM154 222H155L156 225H157V227H155V229H153V227H154V225H155V224H153ZM157 222H158V223H157ZM161 222H164V225H165V226H163V225H162L163 223H161ZM176 222H177V223H176ZM231 222H232V223H231ZM236 222H237V223H236ZM239 222H240L241 224H240ZM244 222H245V223H244ZM106 223H104V224H106ZM168 223H169V224H168ZM247 223H248V224H247ZM249 223H250V224H249ZM152 224H153V227H152ZM158 224H159V225H158ZM236 224H240V227H239V226H236ZM244 224H246V225H244ZM241 225H242V226H241ZM160 226H161L162 228L164 227L166 230H165V229H162V228H159ZM172 226H174L173 229H174L175 231L172 229ZM232 226H233V227H232ZM245 226H246V227H245ZM110 227H111V226H110ZM178 227H179V228H178ZM113 228H114V229H113ZM156 228H157V229H156ZM169 228H170V229H169ZM0 229H1V233H0V242H1V243H0V264H45V262H48L49 264H64V262H65V264H84V263H83L82 261H80V260H69V261H65V260L62 259L61 256L55 254L54 252L49 251V250L47 251V250H45L44 248H41V247L39 246V244H38V243H39V242H38L39 240L37 241L38 237H37L36 235H32V236L30 237V239H28V242H29V243H31V241H34V239H35L36 243H34V244L32 243L33 246H32L31 244H29L28 246H25L26 243H22L21 245L11 246L10 244L13 243L15 237H17V236H18V233H19L17 227H16V226L8 227V228L4 227V229H2V226H1ZM151 229H153V230H151ZM161 229H162V230H165L166 232L168 231L167 233H166V232H164V233H163V232H160V233H163V237H162V238H164V239L166 238V241L168 240L167 238H169V240H168L169 242H168V243H167L165 240H161L160 236H162V235H161L160 233H159L160 236L158 235V231H160ZM176 229H177V230H176ZM179 229H180V230H179ZM116 230H117V231H116ZM162 230H161V231H162ZM171 230H172V234L170 233ZM236 230H237V231H236ZM220 231H221V232H220ZM155 232H156V233H155ZM176 232H177V233H176ZM212 232H213V233H212ZM236 232H237V233H236ZM150 233H151V234H150ZM175 233H176V235H173V234H175ZM204 233H205V235H203ZM222 233H223V234H222ZM199 234H200V235H199ZM7 235H9V236H13L12 241H11V240L7 241V239H6V237H8ZM107 235H108V234H107ZM164 235H166V236L164 237ZM171 235H172L173 237H174V236H177V237H178V238H175V241L177 242V244L175 243L174 239H173L174 242H172V237H171ZM211 235H212V237L215 236V238H214V237H213V238H210ZM217 235H218V236H217ZM238 235H239V236H238ZM14 236H15V237H14ZM112 236H110V237L112 238ZM150 236H151L152 240L155 239V238H154L155 236H157V237L159 236L158 239L161 240V243H158V242L155 243V242H154L155 244L158 243V245H156L157 248L154 246V243H153V246H152V244H151L152 242H150V241H152V240H150ZM197 236H198V237H197ZM201 236H203V237H201ZM207 236H208V238H207ZM216 236H217V237H216ZM223 236H224V237H223ZM235 236H236L237 238H236ZM157 237H156V238H157ZM194 237H195V239H194ZM205 237H206V238H205ZM219 237H220V238H219ZM222 237H223L224 239H223ZM227 237H228V238H227ZM114 238H112V239H114ZM179 238H180V241H181V242L178 241ZM197 238H198V239H197ZM199 238H200V239H199ZM233 238H234V239H233ZM158 239H155V240L159 241ZM176 239H177V240H176ZM202 239H203V240H202ZM210 239H213L214 241H213V240H210ZM216 239H217V240H216ZM155 240H154V241H155ZM183 240H184L186 243H185ZM194 240H195V241H194ZM204 240H205V241H204ZM208 240H209V241H208ZM221 240H223V241H221ZM238 240H239V241H238ZM35 241H34V242H35ZM114 241H115V240H113L112 242H114ZM123 241H124V242H123ZM170 241H171L172 243H170ZM191 241H192V242H191ZM193 241H194L195 244L193 243ZM202 241H203V242H202ZM233 241H234V242H233ZM7 242H9V243H7ZM28 242H27V243H28ZM112 242H111V243H112ZM122 242H123V244H122ZM159 242H160V241H159ZM165 242H166V244H165ZM201 242H202V243H201ZM213 242H214V243H213ZM237 242H238L239 244H238ZM111 243H110V244H111ZM174 243H175V244H174ZM192 243H193V244H192ZM7 244H8V245H7ZM119 244H122L126 250L129 248L128 251L124 252L125 249L123 248L122 245H119ZM189 244H190V245H189ZM196 244H197V245L200 244V245H199V246H196ZM118 245H119V246H118ZM176 245H177V246H176ZM208 245H209V246H208ZM219 245H220V246H219ZM3 246H4V247H3ZM116 246H117V247H116ZM127 246H128V247H127ZM151 246L154 247V248H152ZM170 246L172 247V249H171ZM181 246H182V247H181ZM23 247H25V248H23ZM30 247H31V249H29ZM163 247H164V248H163ZM166 247H167V248H166ZM175 247H176V248H175ZM208 247H209V248H208ZM40 248H41V251H40ZM122 248H123V249H122ZM205 248H206V249H205ZM182 249H183V250H182ZM121 250H123V251H121ZM170 250H172V252H170ZM195 250H194V251H195ZM107 251H108V250H107ZM163 251H164V253H165V252H166V253L164 254ZM168 251H169V253H168ZM173 251H174V252H173ZM178 251H179L180 253H179ZM187 251H189V250H187ZM200 251H201V249H200ZM200 251H199V250H196V252H193V253H197V254H199ZM231 251H232V253H231ZM111 252H109V253H111ZM113 252H114V255H113ZM123 252H124V253H127V254H124ZM216 252H217V251H216ZM101 253H102V252H101ZM154 253H155V254H154ZM167 253H168L169 256L167 255V258L165 259L164 257L166 256ZM202 253H203V252H202ZM123 254L126 255V256H124ZM131 254H132V256H131ZM176 254H178V256H177ZM191 254H192V253H191ZM106 255H105V256H106ZM112 255H113V256H112ZM133 255H134V256H133ZM171 255H172V256H171ZM174 255H175V256H174ZM232 255H234L235 257L232 256ZM108 256H107V257H108ZM115 256H114V257H115ZM123 256L125 257L126 260L124 259ZM176 256H177V257H176ZM222 256H221V257H222ZM238 256H239V255H238ZM120 257H121V258H120ZM148 257H149V258H148ZM172 257H173V258H172ZM223 257H222V258H223ZM232 257H233V258H232ZM111 258H110V260L113 259V258H112V259H111ZM116 258L114 259L115 261H116ZM147 258H148V259H147ZM160 258H161V259H160ZM225 258H224V259H225ZM227 258H228V259H227ZM104 259H106V258H105V257H104L103 259L100 258V260H101L100 262H102ZM201 259H203L202 256H199V259H198L199 262H203V261H204V259H203V260H201ZM229 259H230L231 262L229 261ZM237 259H238V258H237ZM138 260H139V261L141 260V261L138 262ZM159 260H160V261H159ZM161 260H162L163 262H162ZM168 260H169V261H168ZM174 260H176L177 262H176V261L174 262ZM190 260H191V259H188V261H190ZM217 260H218V259H217ZM219 260H220V259H219ZM105 261H107V260H104V262H105ZM115 261H114V262L112 261L113 264L117 262V261H116V262H115ZM129 261H130V262H129ZM158 261H159V262H158ZM227 261H226V263H227ZM104 262L99 263V264H104ZM124 262H125V263H124ZM166 262H167V263H166ZM179 262H180V259H179ZM236 262H238V261L236 260V261H235V264H237ZM106 263H107V262H106ZM106 263H105V264H106ZM219 263H222V261L220 260ZM108 264H109V263H108ZM111 264H112V263H111ZM223 264H224V263H223ZM233 264H234V262H233Z\"/></svg>", "mask_w": 264, "mask_h": 264}]
</instances>
